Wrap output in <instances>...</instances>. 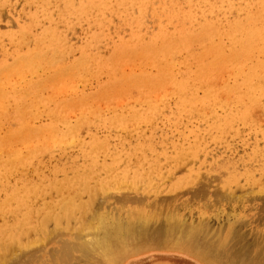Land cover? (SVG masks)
I'll use <instances>...</instances> for the list:
<instances>
[{"label": "rangeland", "instance_id": "374dc122", "mask_svg": "<svg viewBox=\"0 0 264 264\" xmlns=\"http://www.w3.org/2000/svg\"><path fill=\"white\" fill-rule=\"evenodd\" d=\"M43 1L42 0H5V1L4 0H0V40L1 39L3 40V41L2 40L0 41V74H1L0 76H1V79H2V77L6 78V79L8 78V80L11 79V81L10 80L7 81L6 79L3 78L4 80L7 81L6 83H5V81L3 79L0 81V86H1L0 89L3 88L2 91L0 90L1 94H4L5 92H7L6 93L7 97H5V98L1 97V94H0V97L2 98V100L0 98V100H1L0 101L1 110L3 108V111L0 110V112H1L0 113V123L3 124V125L0 124V125H2V127L0 126L2 128V129L0 128L1 129L0 130V132H1L0 134H2V135H0V145L2 146V149H1V146H0V155L3 154L2 156H0V161L2 160L0 163H1V165H3L2 166L3 168L5 167V168H8L10 170L9 173L10 172L12 173L13 171L16 170L15 173H12V174L10 173L9 174L8 170L6 169L7 173H8L7 174L6 172H4V171H6L5 168H4V170H2L3 168L0 166V171H1L0 172V183H1L0 184V186H1L0 187V191H1L0 192V206H2V204L4 206V207L3 206L0 207V217H1L0 218V223H2V224H0V225H2V226H0V240L2 242L0 244L3 246L2 247L0 245V256H1L0 263L1 264L2 263L3 264H8V263H5V262L9 261V264H11L10 262L14 261V260H12V258L14 259V257H16V255H18L17 258H19V259L16 258L17 260L14 261V262H16L18 264H19V261L21 262V264H27L28 260L29 261L32 260L28 264H73V263L74 264L75 263L78 264L79 261H80L79 264H83V262H85V260H87L86 261L87 263L85 262V264H103L101 261H103L102 255H104V254L101 253L102 255H99V252L97 251L98 253H95V254H97V257H96V255L94 254V251L91 250V253H93V255L91 254L92 257H90L89 251H87L88 249L86 250L84 248L79 247L80 245H83V246L85 245V244H83V241H82V239L85 236H88V237L87 238L85 237L84 239L89 240V242H90L91 235H94L93 228H91V226L88 228L87 224L85 222H87L88 224L90 222H92L90 224H96V223H94V221H96V220L93 218L94 216L92 217V213H94L93 215H96L97 213L98 214H100V213L102 214L103 213L104 215H111L112 216L114 213L116 214L117 212H118V214H120V212L121 213L122 212L125 213L126 211H129V210L133 211L134 210V211H137V212L138 211H143V212L144 211L145 212L148 211L150 215H152V216L156 215L155 219L157 217H160L161 220L165 218V216H166L165 214L166 213H168V214L169 213H173V214L175 213V215H178V217H182L183 219L187 220V222L190 223V224L193 223V222H194V224H196L199 221L204 220L206 218L205 220H207V222L209 224L208 227L211 230L210 234H209V237H211V239L214 241V244L217 243L220 246H222L223 250L219 254H212L211 255V254H208V253H204L202 255V254L199 253V255H198L196 253V249H193L192 251H191V248H190V250L183 249L181 247V245H180V242H173L172 241V243L169 244V245L163 244L165 242L152 243L146 249H143V250L141 249L140 251L135 252V254H133L132 257H128V259L125 262V264H255L254 263V259L256 260V258L258 257L257 254H260L261 251L264 253V205L262 204V203H264V192H262V189H263L262 187H264V181L261 180L262 177H263V180H264V167H263L264 166V160H263L264 157L261 156L262 154L264 155V146H263L264 142H262V140L264 141V129H262V128H264V109H263L264 105H263L262 109H260L262 104H258V105L256 104L258 108L256 106H254L255 102L257 103V101H259V100H256L255 97L257 98V96H256L258 94L257 92H259L260 90L261 91H260V94H258V98L260 97L261 99L259 98L260 99L259 102L260 103H264V95L262 94V93H264L263 92L264 91V80H263L264 79V64H262V63H264V53L260 52L262 50L264 51V12H262V11H264L263 10L264 9V1L263 0H256L255 1L254 0L255 1L254 2L253 0L252 1L251 0H248V1L241 0V1H239L240 3L238 2V0H230V2H229V0H225V1H223L224 3L221 2L222 0H215L217 3L214 2V0H210V1L208 0L210 3L209 2L207 3V0L206 1L205 0L204 1H202V0H138V1L137 0H129V1L128 0H116L117 2L115 0H112V1H115V2H109L111 0H67L68 2L66 1V3H64L65 0L64 1L63 0H61V1L60 0H45L44 2ZM95 1L96 2H98V1L99 2H101V1L103 2L104 1V3L105 2L106 3L104 5L102 2L100 4L99 2L96 3ZM198 1H202V2H200V4H199ZM232 1H234V2H232ZM260 1H262V2H260ZM138 2H140V3H138ZM256 2H257V4H256ZM37 3L39 5H37ZM60 3H61V5H60ZM65 4H67V5H65ZM96 4H97V6H96ZM124 4L126 6H124ZM249 4H250V6H249ZM208 5H210V7ZM213 5H215L214 7H216V8H213ZM218 5H219L220 8L219 7L217 8ZM234 5H237V6L234 7ZM36 6H37V8H36ZM65 6H67L69 8L66 7V9H65ZM127 6H129V7H127ZM195 6H198V7H196L197 9L194 8ZM199 6L201 7L202 10H200ZM204 6H205V8H204ZM206 6H208V7H206ZM41 7H42V9H41ZM243 7H245V8H243ZM125 8H127V10H129V11H127ZM209 8H211V9H209ZM228 8L230 9V11H229ZM208 9H209V13H208ZM223 9H225V10H223ZM239 9H240V11L238 12ZM119 10H120V12H119ZM241 10H243V11H241ZM116 11H118V12H116ZM121 11H123V13ZM192 11H195L196 13L192 12ZM246 11H247L248 14L246 13ZM128 12H129V15H127ZM205 13H206V15H205ZM201 14H202V16L200 17ZM62 15L64 16V18H63ZM190 15L192 16L191 18H189ZM203 15H204V20H203ZM216 15H218V18H217ZM132 17H133V19H132ZM66 18H68V20ZM219 18H222V19L219 20ZM198 20H200V21H198ZM209 20H211V21H209ZM213 20H214V22H213ZM216 20H217L218 23L216 22ZM166 21H167V23H166ZM205 21H206V23H205ZM202 22H203V24H201ZM141 23L143 25H141ZM36 24H37L38 27L36 26ZM36 29H38V30H36ZM144 29H146V30H144ZM25 30H27L28 32L25 31ZM259 30L263 31V35L260 33ZM38 31H39V33H37ZM235 31H237V32L234 33ZM10 32H12V33H10ZM22 32H24V33H22ZM57 32L59 33V35H58ZM227 33H229V34H227ZM232 33H234L233 36H232ZM17 34H19V35L17 36ZM43 34H45L44 36H46V35H48V36H46V38H45L44 36H42ZM132 34H134V35H132ZM12 35H13V37H12ZM58 36H59V38H58ZM136 36H138V37H136ZM222 36H224V37H222ZM231 36H232V39H231ZM20 37H22V39L24 38L23 39L24 42H23L22 39H20ZM211 37H212V39H211ZM26 38H28V39H26ZM40 39H41V41H40ZM62 40H65V41L63 42ZM229 40H230V42H229ZM50 42L52 43L51 45H50ZM186 42H187V44H186ZM43 43H45L46 45L43 44ZM34 44H36V47H34L35 46ZM42 44H43V46H42ZM112 45H115V47L112 46ZM131 45H132V47H131ZM15 46L19 47V48H16ZM41 46H42V48H40ZM83 46L86 47V48L84 49ZM177 46H179V47L177 48ZM55 47L57 49H60V50H57ZM108 47H109V49H108ZM45 48H46V50H45ZM53 48L55 49V51H53ZM62 48L65 49V50H63ZM145 48L148 50V52H147V50H145ZM152 48H153V50H151ZM172 48H173V51H172ZM16 49L17 50L20 49V50H18V53H16V51H17ZM158 49L160 51L161 50H163V51L160 52V51H158ZM37 50H38V53H36ZM40 50H42V52ZM111 50H113L114 53L111 52ZM123 50L125 52H123ZM135 50L139 51V52L137 51L136 53L140 54L139 55L140 58L144 59L145 61L141 60V59H138V55L135 53ZM255 50H256V52H255ZM27 51H28V53H27ZM167 51H169L170 53L169 52L167 53ZM178 51H179V53H178ZM208 51H210V53H213V55L209 56V54H207ZM143 52H145V53H143ZM153 52H156V53H153ZM162 52L165 54V55L163 54L164 56L162 55ZM24 53H25V55L28 54V56H25L26 58L24 57ZM43 53H44V55L47 54L46 55L47 57L44 56V55L42 56ZM55 53H57V54H55ZM117 53H119V54H117ZM134 53H135V55H134ZM150 53H151V55H150ZM172 53L173 54L176 53V54H174V56H173V55H171ZM90 54H91L92 58L89 57ZM97 54L99 56H97ZM121 54H122V56H121ZM123 54H124L125 57L123 56ZM125 54L127 56H128V54H130V55H129V57H127ZM142 54H143V56H142ZM153 54H156V56H158V57L156 58V56H154L156 58V59H154V57L152 56ZM35 55L37 56L36 58L42 57V59L41 60H40V58L36 59ZM49 55H50V57H49ZM108 55H110L109 56L110 58L107 57ZM116 55L120 56V58H122V59L124 57L125 60L123 61L119 57L117 58ZM147 55H149V56H147ZM160 55L163 56L162 60H161L162 56H160ZM60 56H63V57H60ZM145 56H146V59L143 58ZM167 56H169V57H167ZM170 56H172V58ZM259 56H260V58H259ZM115 57L117 59H120L121 61H123L124 64L120 60L116 61ZM21 58H22L23 61H25L27 59L25 61L26 63L23 62L21 60ZM48 58H50V59H48ZM58 58L60 60H62V61H59ZM78 58H80V59H78ZM103 58H104L105 63H101V62H104ZM105 58H109V59H107L109 61L107 62V60ZM129 58L130 59L136 58V61L132 60V62H131V60ZM194 58H195V60H194ZM202 58H203V60H202L203 62L200 61ZM45 59H46V61H45ZM128 59H129V65H127L128 64V61H127ZM149 59H151V60L154 59V61H151ZM157 59H159V60H157ZM164 59H166V60H164ZM177 59H180V60H177ZM185 59H187V60H185ZM259 59H262V61L259 60ZM9 60H11V62ZM49 60H51V61L49 62ZM54 60H56L55 62L59 63V64L56 65ZM82 60H84V61H82ZM245 60H246V62H245ZM31 61H32V63H31ZM35 61H37V62H35ZM57 61H59V62H57ZM75 61H76V63H75ZM155 61H157V62H155ZM169 61H170V63H169ZM196 61H198V62L196 63ZM28 62H30V64ZM112 62H114V63H112ZM137 62L139 64H137ZM189 62L190 63L193 62V63H191V65L188 66L187 64H190ZM220 62H222V63H220ZM226 62H228V63H226ZM229 62H231V63H233V62L235 63L236 62L237 64H234V63L233 64H231V63L229 64ZM239 62H241L243 64H241ZM13 63H15V64H13ZM27 63L29 65H27ZM88 63H89V65H88ZM116 63H118L117 66H113V64H116ZM171 63H172V65H171ZM177 63L179 65V67H178ZM202 63H203V65H202ZM218 63H220V64H218ZM31 64H33V65L31 66ZM69 64H70V66H69ZM73 64H75V65H73ZM104 64H105L106 68H103ZM108 64H109V66H108ZM110 64L114 67V71L115 72H113V69H112L113 67ZM149 64H150V66H149ZM151 64H153L152 66L156 67V71H155V67H151ZM211 64H212L213 68L216 66L212 70H210L212 68ZM21 65H23V67L25 69L24 72H23V69L19 68V67L23 68ZM51 65H52V67H51ZM77 65H79L80 67L78 66V68H77ZM175 65H177L178 71H180L179 73H178L177 67ZM229 65H230V67L232 66L234 68H232V67L230 68ZM260 65L262 66V68L260 67ZM7 66L9 68L8 69L9 71H12V69L13 70L15 69L13 74L7 70ZM11 66L12 67L14 66V68H12ZM28 66H31V67H28ZM96 66H97V68H96ZM133 66H134L135 70H134ZM146 66H147V70H146ZM199 66H200V68L202 70L199 68ZM224 66H228V68L226 67L227 68L226 69ZM26 67L30 68V69H28V71H27ZM58 67H59V69H58ZM74 67L77 68V69L81 68V70H83V71H81V70L78 71ZM86 67H87V69H86ZM108 67H110L111 69L108 68ZM115 67H116V69H115ZM171 67H172V69H171ZM220 67H221V69H220ZM222 67H224L227 70V72L222 71L224 69ZM254 67L255 68L257 67V68L255 69ZM258 67H260V68H258ZM4 69H6L8 72L6 70H4ZM68 69H70L69 70L70 74H69V72H67ZM73 69H74V71H73ZM108 69H110V71H107ZM207 69H208V71H207L208 73L206 72ZM216 69H218V72L216 71ZM235 69H236V71H235ZM1 70H2V72H1ZM58 70H59V72H58ZM145 70H146L145 73L147 75L144 76L145 80L141 77L143 79L141 81L140 80L141 78H139V75L141 74L143 76ZM195 70H197L196 72L198 74L202 75V77L205 76L206 77V81L205 80L203 81L202 79H205V77L202 78L201 76L197 75V73L194 72ZM198 70H199V72H198ZM219 70H220V74H219ZM248 70H250V71H248ZM21 71H22L23 74L21 73ZM49 71L52 72V73H50ZM104 71H105V73H104ZM141 71H142V73H140ZM148 71H152V74L149 73L150 77L148 76ZM159 71L160 72L167 71V72L159 73ZM202 71H205V72H202ZM3 72L6 73L5 74L6 76L4 75ZM66 72L68 74H66ZM72 72H74V75L72 74ZM78 72H79V74H78ZM201 72H202V74H201ZM58 73H60L62 75H66L67 77L66 76L62 77V75H60ZM100 73H102V75ZM127 73H130V75L131 74L132 75L130 76ZM153 73H154V76H156V78L152 76ZM156 73H158V74H156ZM186 73H187V75H186ZM205 73H207L206 75L209 78H207ZM209 73H210L211 76L208 75ZM211 73H213V75H215V73L217 74V75L214 76L215 78L212 76ZM249 73H251L250 76H249ZM31 74H32V76H31ZM53 74L54 75L57 74V75L54 77ZM115 74H117L118 76H116ZM125 74L127 75L128 79L132 80L131 81L132 83H129L130 81L127 79V77L126 78L123 77V76H125ZM161 74H163V75H161ZM166 74H168V76L170 74L171 76L168 77ZM173 74H174V77H173ZM177 74L180 75V78H179V75H177ZM195 74L197 76H195ZM229 74H230V76H229ZM2 75H4V76H2ZM58 75H59V77H58ZM70 75H71V77H69ZM108 75H110V76H108ZM136 75L139 78L138 80H137ZM160 75H161V78H160ZM192 75H194L196 78H194V76H192ZM47 76H49L50 79H48L49 77H47ZM132 76H133V78H131ZM181 76H183V77H181ZM187 76H191L192 77V81L194 79L193 83L190 80L191 78L189 79V78H187ZM198 76H199L200 79L198 78ZM115 77H116V79L119 77V79H118L119 81L116 80ZM122 77H123V79H122ZM167 77H168V79H166ZM253 77H255V79ZM56 78H59V81H58V79L56 80ZM60 78L62 80H60ZM147 78H149L150 81ZM162 78H164L165 80L162 79ZM178 78L180 79L179 81H178ZM231 78H232V80H231ZM250 78H251V80H250ZM65 79H68V80H66L67 82L64 81ZM120 79H121V82H120ZM151 79H152V81H154L156 79H158V80H156V82L154 81L155 84L153 83V85H152ZM226 79H227V81H225ZM244 79H245V81L242 82V80H244ZM49 80H52V81H49ZM123 80H124V82H123ZM146 80H148V81H146ZM168 80L173 81L172 83H171V81L169 82V84L172 85V86H170V85L166 86L168 84ZM210 80H212V81H210ZM216 80H217V82H215ZM239 80H241V81H239ZM63 81H64V84H61V82L63 83ZM107 81L108 82H110V81L114 82L115 81V82H114V84H113V82L112 83L110 82V84H111V86H110V84ZM116 81H117V83H116ZM125 81H128V83L125 82ZM144 81H146V82H144ZM157 81L160 82L161 84H163V82L166 81L165 83H167V84L164 83L165 86H160L161 84L159 83V86H158L157 85L158 84ZM176 81H177V83L178 82L182 83V85H180L179 87H176L174 89V86L177 84ZM30 82H31V84H29ZM58 82L61 85H59ZM72 82H73V84H72ZM134 82H136V83H134ZM141 82H143L142 84H144V85H141ZM147 82H149V84ZM188 82L189 83L191 82V83H190V85L187 84L188 85V89H187L186 83H188ZM207 82H208V84H206ZM211 82H214V83H211ZM222 82H223V85H222ZM44 83H49V84H44ZM82 83H84V84H82ZM105 83L108 85V87H107V85ZM201 83H202V85H201ZM217 83L222 85L223 91H225L226 89L231 87V89L229 88L227 90V92H231L230 90H232L234 88V89L237 90V92H239V94H240V92H242V93L244 92V95L242 93H241L242 95L241 94L238 95L237 92H235L236 90H232L233 93L234 92L236 93V96H235V93L233 94L231 92V94H228V93H226V91H225L226 94L222 95V94H220V91H221V93H223V91H222L221 87H219L220 85H218ZM249 83H252V86H254V85L255 86L252 87ZM260 83H261V85H260ZM13 84L15 85V87H14ZM27 84H28L29 87H26ZM38 84H43V85H47V86H42L41 85V86L38 87L37 86ZM57 84L60 86V88H59V86L57 87V89H59V90H56V88H55V86ZM119 84H121V85H119ZM135 84H137L138 86H136ZM145 84H146V86H149L150 91L147 90L148 87H146ZM230 84H231V86H229ZM130 85H131L132 88L130 87ZM140 85L142 87L145 86V88L141 89ZM155 85H157L158 88L159 87L160 88L162 87V88L161 89L159 88L158 91H157L156 90L157 86H155ZM184 85H185V87H184ZM210 85H211V87H210ZM213 85H217V86H213ZM224 85H225V88H223ZM244 85H245V87H244ZM249 85L253 89L250 88ZM30 86H31V88H30ZM36 86L39 89H41V90L36 89L37 88ZM104 86L107 87V88H104L105 90L102 91ZM115 86L121 87V88L118 87V89L119 90L122 89V92H120ZM133 86H135V87H133ZM139 86H140V89H137V88H139ZM150 86H152V87H150ZM206 86L210 87V89L207 88ZM226 86H228V87L226 88ZM240 86H242L243 88H241ZM16 87L20 91H18ZM20 87L22 88L23 91L20 89ZM100 87L102 88L101 91L99 89ZM123 87H125V88H123ZM127 87H129V88H127ZM153 87H154V89H152ZM216 87L217 88L219 87V89L217 91H215L216 89L214 90V88H216ZM29 88H30V90L28 91ZM32 88L34 90H32ZM170 88L173 91H171ZM178 88H181L180 91L183 89V91H181L182 93L186 92V94L183 93L184 94L183 97H182V93L180 91L178 92ZM201 88H203V89H201ZM10 89L12 90L13 93H15V92L17 93L18 92V94L10 93L11 92ZM126 89L127 90L129 89L130 91L125 93L127 91ZM132 89H134V90H132ZM165 89H166V91H165ZM207 89L210 90V91L208 90L209 91L208 92L209 95H206V94H208L207 93ZM211 89H213V90H211ZM36 90H38V91H36ZM43 90H45V91H43ZM74 90H76V91H74ZM108 90H109V92H108ZM123 90H125V92ZM135 90H137V91H135ZM145 90H147V92ZM153 90H156L157 92H155ZM168 90H170L169 93L167 92ZM174 90L175 91L177 90V92H178V93L177 92L175 93V96L173 94ZM188 90L189 91L191 90L190 92H192V96L193 95H199V94L200 95L199 96H194V98H196V99H194L191 96V94H189L190 92ZM194 90L196 92H199V94H195L196 92H194ZM246 90H247V92H246ZM3 91H4V93H3ZM35 91L38 94L37 93L35 94L34 93ZM40 91H43V93L46 94V95H44V94L40 95L39 93H42ZM56 91H58L59 94L58 93H54ZM104 91H106L107 93H105ZM151 91H152V93H150ZM213 91H215L216 94H212ZM22 92H24V94L21 95ZM61 92H63V94H62L63 97L60 94ZM142 92H144V93H142ZM160 92H163V94L160 93ZM171 92H173V93H171ZM215 92H213V93H215ZM103 93L106 94L107 96H105ZM112 93L114 95H112ZM116 93H117V95H116ZM121 93L122 94L125 93L124 94L125 96L121 95ZM210 93L212 95H210ZM56 94H58V95L56 96ZM87 94H90V98L92 99L91 100L92 102L89 101L90 100V99H88L89 95H87ZM100 94L101 95L103 94L104 96L102 95V97H101ZM149 94H150V96H149ZM168 94H170V95H168ZM6 95H3V96H6ZM8 95H9V97H8ZM36 95H37V97H36ZM186 95H188V96H186ZM253 95L255 97H253ZM39 96H42L41 100H39ZM50 96L52 97V100L54 99L56 101L55 102L54 101L53 102L50 101ZM59 96H60L61 99L63 98V101L66 99V101H64V103L66 102L65 105L61 102V99L57 100V99H59ZM24 97H25V99H24ZM34 97L37 98L36 101H35L36 98H34ZM43 97H45L46 99H47V97H49L48 101L44 100ZM67 97H69V98H67ZM83 97H86L88 99V101H87L86 98H83ZM157 97L159 99H157ZM199 97H201L204 101L202 99H200ZM217 97H219V98H217ZM220 97H221V99H220ZM233 97H235V98H233ZM237 97H240V103H239V100H238L239 98H237ZM187 98L190 99V100L193 98L194 100L192 99L191 101H193V102L195 101V102L194 103L190 102ZM31 99L35 101L34 104H32L33 101H31ZM250 99L253 102L250 101ZM254 99H255V101H254ZM12 100H14V101H12ZM17 100H19L20 103ZM26 100L29 102V104L26 102ZM38 100H39V103L42 101L41 104H38V102H37ZM181 100L184 101V104L185 103L186 104L184 105L181 102ZM23 101H24V103H23ZM118 101L121 103L122 106L120 105V103ZM123 101H124V103H122ZM159 101H161L162 103L159 102ZM234 101H235V106L233 104ZM6 102H9V103L7 104ZM13 102H15V103H13ZM50 102H52V103H50ZM236 102H238V104ZM45 103H46V105H45ZM60 103H62L63 106H62V104L60 105ZM81 103L83 105H81ZM89 103H90V105H88ZM180 103L182 104V106L180 105ZM202 103H203L204 107L201 105ZM241 103H244V104H241ZM19 104H25V111H28L26 109L30 108L29 107V106H31L30 104H32L35 108H32V111L30 109L31 112L30 111H29L30 113L27 112L29 115L26 113L28 115V117H26V115L24 113L25 112L24 111V107L22 108L21 105H19ZM66 104L68 105V107H66L67 106ZM191 104L192 105L196 104L197 108L194 107V106H191ZM226 104H227V106H226ZM54 105L56 106L55 109L58 108V110H60L62 108L61 111L60 112L59 111L55 112L54 107H53ZM57 105H58V107H57ZM104 105H105V107H103ZM150 105L153 108H151ZM205 105H206V107H205ZM207 105H208V107H207ZM248 105H250L253 109L250 106L249 107L251 109L248 108ZM9 106H11V108ZM22 106H24V105H22ZM47 106L49 108H51V106H52L53 108L48 111L49 108L47 109L46 108ZM79 106L80 107L84 106L86 108H84V110H83L82 109L83 107L79 108ZM183 106H184V108H182ZM187 106H188V108H187ZM225 106H226V109H225ZM233 106L235 108H233ZM118 107H119V109H118ZM185 107L187 108V110H186ZM14 108H16V110ZM99 108H101V110H103V111L100 112ZM232 108L234 109V112H233ZM239 108H240V110H239ZM242 108L245 111V112L243 111L244 114H245V117H243L244 114L242 112V110H243ZM245 108H248L250 110H248V109L245 110ZM39 109H40V111H38ZM94 109H95V111H94ZM197 109H200L202 111V113L200 112V110H197ZM235 109H237V110L235 111ZM20 110L21 111L23 110V111L21 112ZM15 111H16V113H15ZM46 111L47 112L51 111L52 113L47 114ZM197 111H199V113ZM203 111H205V113ZM212 111H213V113H212ZM246 111H249V112H246ZM53 112H55L54 114L56 116L53 114ZM150 112H152V113H150ZM20 113H21V115L24 114V117L21 116ZM78 113H79L80 117H79ZM84 113L87 114V115H85ZM124 113L126 114L127 119H126V117H123L125 115ZM246 113L247 114L251 113V116L249 114H248L249 115L248 116ZM16 114H17V116L18 115L19 116L18 117L17 116L14 117ZM35 114L37 115V117H36ZM52 114L55 117H53ZM135 114L137 116H135ZM147 114H148V116H147ZM210 114H211V116H210ZM68 115H69V117H68ZM129 115L130 116L134 115V117H128ZM237 115H239L240 119L238 118ZM87 116H88L89 119H87V120L84 119L85 117L87 118ZM93 116H95V117H93ZM101 116H102V118H101ZM138 116H140V117H138ZM21 117H23L24 119H22ZM29 117H30V119H29ZM33 117H34V119L35 118H37V119L34 120ZM118 117H121L123 119L118 118ZM27 118H28V120H27ZM152 118H153V121H152ZM229 118H231V120ZM245 118L247 120H245ZM31 119L34 120V121L32 122ZM117 119H119V120H117ZM128 119H129V121H128ZM11 120H15V121H11ZM75 120L78 121V122H76V125L73 124V121H75ZM157 120H158V122H157ZM21 121H23V122H21ZM108 121H109V124H108ZM80 122H82L83 124L82 123H81V125L78 124ZM227 122H228V124H227ZM241 122H242V124H241ZM21 123L22 124L24 123V124L22 125ZM71 123L73 124L74 127L71 125ZM19 124L22 125V126H20ZM25 124L26 125L29 124L30 125V126L28 125L29 127H31V125H32V128H27L28 126H26ZM33 124H35V125L33 126ZM256 124H257V126H256ZM17 125H19L21 128H24V130L26 129L28 132L25 130V132H26L25 133L23 131V129H20V127L17 126ZM67 125L70 126V127H68ZM225 125H226V127H225ZM232 125L234 127H232ZM237 125H239V126H237ZM36 126H38V127L36 128ZM40 126H42V127H40ZM75 126H79L80 129L77 128L78 129L77 130L75 128ZM255 126H256V128H253ZM259 126H260V128H259ZM16 127H19V129L16 128ZM130 127H132L133 129L130 128ZM162 127H163L164 130L161 129ZM199 127H201V128H199ZM229 127L230 128L232 127V128L230 129ZM236 127H238V128H236ZM33 128H34L35 132L38 131V129L40 128L39 129L40 132L34 133ZM57 128H58V130H57ZM59 128L62 131L64 130V133L62 134V136L65 137V135H66L65 139H62L63 137H60V134L58 132ZM66 128H68L69 130L66 129ZM134 128L137 129V130L139 129V130L136 131ZM249 128L250 129L253 128V130L254 129L255 130L252 131ZM13 129H15V130H13ZM16 129H17V131H16ZM29 129H30V131H29ZM35 129H37V130H35ZM54 129H55V131L57 130L58 134L55 131H54L55 133L53 132ZM236 129L238 131H236ZM261 129H262V132H261ZM5 130H7V131H5ZM11 130H12V132H11ZM129 130H130V132H132L134 130L135 131L133 133H130ZM42 131H44V132L42 133ZM62 131H61V133H62ZM75 131L78 132V133L80 132V133L77 134ZM217 132H219L218 135H217ZM221 132H223V133H221ZM231 132H232V134H231ZM234 132H235L236 136L233 135ZM5 133H6V135H8V134L9 135L6 136ZM24 133L27 134V135H25ZM53 133L55 134V137H54V135L52 136ZM75 133H76V135H79L80 138H79V136L77 137L75 135ZM31 134L33 136H35L36 138L33 137ZM40 134H41V136H40ZM210 134H212V135L210 136ZM74 135H75V139L78 138L77 141L74 139ZM141 135H143L142 138H141ZM44 136L48 139L47 142H45L47 139ZM96 136H98V137H96ZM229 136H231V137L229 138ZM39 137H43L46 140L43 139V138L38 139ZM58 137L60 139H58ZM105 137H107V138H105ZM118 137H120V138H118ZM219 137H220V140H218ZM224 137H225V139H224ZM256 137H258V138H256ZM50 138H51V140H49ZM70 138L72 139V141H71ZM66 139H67V141H66L67 144H65L66 142L63 141V140H66ZM73 139H74V141H73ZM100 139L102 141L104 139H106V140H104L106 142L103 141V143H102ZM140 139H142V140L140 141ZM223 139H224V141H223ZM227 139L229 140V142H227L228 141ZM28 140H29V142H28ZM130 140H132V141L129 142ZM8 141H10L9 144H7ZM50 141H52L53 143L50 142ZM54 141H56V144H54ZM68 141H69V143H68ZM89 141H91V142L96 141L97 144L96 143L92 144ZM114 141L116 142L115 145H114ZM148 141L149 142L151 141V142L148 143ZM170 141H172V142H170ZM235 141L238 142V143H236ZM24 142L26 143L27 146L30 143L29 147L31 149H33L34 152L31 151V153H33V154L30 153V150H29L30 148H28V150H27V146L26 145L23 146ZM73 142L75 143L74 145H73ZM80 142L81 143L84 142V143L79 145ZM98 142H99V144H98ZM105 143H107L108 145H106ZM153 143H155V144H153ZM246 143H247V145H246ZM33 144H34V146H33ZM42 144L47 145L48 148H47V146L44 147ZM59 144H61V145H59ZM68 144H69V146H68ZM100 144H103V145H100ZM3 145L4 146L8 145V150H6L7 148L5 147L4 150H6V151H4L3 150V147H4ZM12 145H14V146L12 147ZM16 145H18V147H16ZM36 145L38 146V148H36L37 147ZM41 145L44 147V148L42 147L43 149L47 148V151H46V149L43 150V151H45L44 153L42 151ZM78 145L80 147H82L83 145L84 146H83V148H79ZM113 145H114V147H113ZM255 145H256L257 149H255ZM259 145L261 147H263V150H262V148H258ZM91 146H93V147H91ZM96 146H97V148H95ZM105 146L106 147L108 146V148L106 149ZM85 147H86V149H85ZM118 147H120V149ZM134 147L136 149L138 147H140L141 150L138 148L137 150H139V151H136V149ZM153 147H155V148H153ZM160 147L161 148L165 147V148L164 149L162 148L160 150ZM177 147H178V150L176 149ZM210 147L212 149H210ZM15 148L17 150L19 148V150L17 151ZM22 148H23V150H22ZM66 148H67V150H66ZM143 148H145L144 149L145 153L142 152ZM179 148L181 149V152H178L180 150ZM207 148H209V149H207ZM35 149H38V151H40V152H38V154L39 153L40 154L43 153V154L42 155H40V154L36 155L37 154V150H35ZM88 149H89V151H88ZM99 149L100 150L102 149V152ZM134 149H135V151H134ZM149 149L150 150L152 149L151 152H150ZM203 149L205 150L204 151L205 154H204V152L201 153L203 151ZM1 150H2V152H1ZM14 150H16V151H14ZM20 150H22V151H20ZM25 150H27L29 152V154L27 153L28 156L26 155L27 151H25ZM91 150H92V152H91ZM94 150H95V152H93ZM104 150H106V151H104ZM116 150L118 152L120 150V152L122 154V157L119 156L120 154H118V152ZM156 150H158V152ZM206 150H208V151H206ZM8 151L10 153L13 152V155H12V153H11L12 156L10 154H8L9 153ZM111 151H115L117 153V154H114V155L111 156L112 160L109 159V158H111L109 156V152H111ZM123 151H125V152H123ZM189 151L191 152V154L189 153ZM245 151H248V152H245ZM254 151H256L257 153L256 152L254 153ZM21 152H23V154L19 155L18 153H21ZM35 152H36V154L34 155ZM88 152H90L91 155ZM168 152L171 153V154H169ZM5 153H7V154H5ZM16 153H17V155H16ZM93 153H95V154H93ZM139 153H140V155H139ZM156 153H158V154H156ZM176 153H177V155H176ZM186 153H189L188 154V156L190 155L189 158H187L188 156H187ZM247 153H250L251 155L247 154ZM258 153L259 154L261 153V154L259 155ZM127 154H128V156H126ZM130 154H132V156ZM143 154H147L146 155L147 157H145ZM165 154H166V156H164ZM181 154L183 156H181ZM246 154H247L248 157H246ZM4 155H6V156H4ZM15 155H16V157L18 156L17 158H18V161H19L18 162L16 160L17 161L16 166H15L16 161H12L13 158H16ZM89 155H90V157H89ZM107 155H108V157H107ZM133 155H136V157L142 155L145 160H143V158H141V159L143 160V162L146 163V165L149 164L150 161L154 160L153 162H150L151 165L150 164L148 165V166H151V168H152L151 169V173L149 174L148 177L147 176L141 177L139 175V176L134 178L132 172H131V176L132 177L128 175V178H129L128 181L130 183H131V180H132V182L134 181V182H136L138 184V186H135L137 188V189L135 188L136 190L134 189V187H132L133 188L132 189L131 187H126L125 186V187L121 188L122 191L121 190L119 192L118 191H114V192H110L111 194H105V193H102V191L100 189L98 191H95L97 189H95V190L91 189V185L89 183L82 182V183H85L86 186L90 185L91 191H90L89 187L88 188L85 187V184H80V187L77 186V185H79L77 183V180L80 181L82 178H85V176H86L87 179H85V180L82 179L81 181H86L87 180L86 182H89L88 178H90V177H87V176H89L87 174L89 172H87L86 168L90 167V165H92L93 163H97L100 166H102V164H107L108 165V164H111L112 162H114L113 161V157L115 159H116V157L117 158L120 157L119 159H123L125 157L126 161L125 160H121L122 163L127 164L129 162V160H130V162L133 163V165H131V163H129V164L131 166H135L134 162H136V160L133 159V158H136V157L133 156ZM184 155L186 156L185 158H187L186 160L185 159L182 160V158H181V157L184 158ZM242 155L245 157L246 160L244 159V157H242ZM252 155H253L254 159L252 157H250ZM24 156L27 157V158H24ZM67 156H69V158ZM256 156H257V158H256ZM2 157H5V158H3L5 161L2 159ZM32 157L34 159H32ZM64 157H66V159ZM92 157H94V158H92ZM126 157H128V158H126ZM192 157L194 159H192ZM41 158L44 159V160H42ZM78 158H80V159H78ZM174 158H176V159L173 160ZM228 158H230V159H228ZM40 159H41V161H40ZM103 159L104 160L106 159V160L104 161ZM241 159L243 160V162H242ZM257 160H258V162H257ZM3 161H4V163H3ZM23 161H24L26 167L22 166L24 164ZM30 161H32V164H29V163H31ZM62 161H63V163L65 165L62 163ZM67 161H69V163ZM215 161H216V163H215ZM8 162H10V163H8ZM11 162L12 163L14 162L12 164V166L14 165L15 167H18V168L16 169L13 166V168L15 169L14 170L11 167ZM87 162H88V164H87ZM154 162H156V163H154ZM191 162H193V163H191ZM237 162L239 163V166L237 165L238 164ZM27 163H28V165H27ZM33 163L35 164V166H34ZM58 163H59V167H58ZM75 163H76L77 166L75 165ZM5 164L7 165V167L4 166ZM124 164H122L121 166L123 167ZM158 164L162 165L161 168H160V166ZM218 164H220V165H218ZM242 164H244V165H242ZM257 164L259 165V167H258ZM37 165H39V166H37ZM146 165H145V167H146ZM233 165H235V166L233 167ZM206 166H207V168H206ZM223 166L225 167V169H224ZM242 166L244 167V169H246V168L247 169L244 170ZM254 166H256V167H254ZM260 166H262V167H260ZM32 167H34V168H32ZM60 167H62V169H60ZM83 167H84V169H83ZM219 167H221V169ZM227 167L229 168L230 171L226 170ZM35 168H36V170L38 169L37 173H39V177L41 175L40 178L36 176L38 174L36 173V170H34ZM70 168L71 169L73 168L72 171H71ZM74 168H75V170H74ZM80 168H82V169L80 170ZM135 168H136V166H135ZM190 168L191 169L195 168V169H194V171H191ZM210 168H211V171H210ZM98 169H95L94 171H92L93 172L92 177H94L95 179H100L101 181L105 180L108 177L109 173H107V172L103 173L104 170L102 171L100 168H98ZM115 169L117 170L116 167H115ZM163 169L165 170L166 174H165ZM18 170H20V171H18ZM160 170H163L164 173L162 174V171H160ZM214 170L215 171L217 170V172H214ZM231 170L233 172H231ZM250 170H251V172L254 171V173H251ZM21 171H22V173L24 175H22ZM30 171L33 172V174ZM83 171L86 172V173H84ZM97 171H99V172H97ZM158 171H160V172H158ZM227 171H228V173H227ZM238 171H239V174L237 173ZM247 171H249V173H247ZM54 172H55V174H54ZM70 172H71V174H69ZM80 172H82V173L80 174ZM95 172H96V175H94ZM168 172H170V173H168ZM191 172H193V173H191ZM229 172H231V173H229ZM242 172L244 173V175L242 174ZM259 172H262V173H259ZM72 173H74V174H72ZM91 173H90V176H91ZM100 173H103L104 175L100 174ZM171 173H172V175H170ZM206 173H208V174H206ZM18 174H19V176H17ZM78 174H79V176H77ZM84 174H85V176H84ZM158 174L159 175L161 174V176H162L161 179H160V176H158ZM180 174H181V176H180ZM209 174H211V175H209ZM241 174L244 177L241 176ZM258 174H260V175H258ZM4 175H5V177H3ZM6 175H9L10 177H8ZM81 175H83V176L81 177ZM97 175L99 177H97ZM165 175H168V176L165 177ZM236 175L238 176V178H237ZM246 175L248 176L247 178L245 177ZM253 175L255 176L256 179L255 178L251 179V178H253V177H251ZM12 176H14V177H12ZM31 176H32V178H31ZM75 176H76V178H75ZM177 176H178V178H177ZM34 177H36L37 179L34 178ZM69 177H72V179L74 181H76V182L74 183L73 180L72 181H68L67 179ZM153 177H154V179H153ZM163 177H165V178L163 179ZM205 177H206V179H205ZM13 178H18V179H16V181H15V179H13ZM42 178H43V181H41ZM150 178H151V180H150ZM4 179L8 180V182H7V180H5L6 187H5V184L2 183V182H4L3 181ZM35 179H36V181L38 183L36 181L33 183V181ZM69 179H71V178H69ZM46 180L48 181V183L46 182ZM50 180H52V183H51ZM233 180H234V182H231ZM235 180H236V182H235ZM252 180L253 181L256 180L255 183L252 182ZM17 181H19L20 183L17 182ZM21 181L23 182V184H25V183L26 184L23 185ZM26 181H28V182H26ZM39 181H41L42 183L40 182L41 183L40 184ZM67 181H68V184L70 183V186L67 184ZM162 181L165 182V183L163 184ZM246 181L249 183V185L247 184ZM9 182H10V184H9ZM15 182H16V184H15ZM29 182H31V183H29ZM63 182L64 183L66 182L64 185L65 186L67 185V188L64 185H62L63 189L60 188L61 184ZM150 182H152L150 184L151 187H148V185H149L148 183H150ZM251 182L253 183V185H251L252 184ZM12 183H13V185L11 186ZM55 183H57V185ZM73 183L75 184V188L71 186ZM153 183L155 184V186L153 185ZM205 183H206V185H204ZM240 183L241 184L243 183L242 184V188H241ZM262 183H263V185H262ZM35 184H37L36 185V190H35ZM43 184H44V187H41V188L42 189L44 188V189H43V191H41L42 189L40 188V185L43 186ZM46 184L48 186H45ZM74 184H73V186H74ZM223 184H225V185H223ZM21 185H22V188H19V187H21ZM32 185H34L33 186L34 188H32ZM50 185H53L54 189H56V190H52L53 186H50ZM82 185L86 189H84V188L82 189L81 188ZM152 185H153L154 189L152 188ZM156 185H158V186H156ZM187 185H189L190 187L187 186ZM37 186L40 189H38ZM49 186L51 188L50 190H48ZM142 186H144L145 189H143ZM232 186H233V188H232ZM235 186L238 187L236 189V191L234 190ZM243 186H245L246 189ZM259 186H260V188H259ZM3 187H4V189H3ZM30 187H31V189H33V191H31ZM201 187H203V188H201ZM257 187H258V190H259L258 192L256 190ZM14 188H16L19 193L16 192V189H14ZM45 188L47 190H45ZM156 188H158L160 190H158ZM227 188H228V190H227ZM239 188H241V189H239ZM20 189H22L23 191L20 190ZM37 189H38L39 192L37 191ZM61 189L63 190V192L61 191ZM67 189L69 190V192H67L68 191ZM199 189L201 191V194H200V192L197 191ZM203 189H204V191H203ZM230 189L233 190V191L230 192L231 191ZM8 190L9 191L11 190L12 192L9 193ZM44 190L47 191V192H45ZM64 190H65V192L67 194L64 192ZM72 190H73V192H72ZM77 190H79L83 195L80 194ZM126 190H128V191H126ZM130 190H133V191H130ZM24 191L25 192L27 191V192L25 193ZM40 191L44 192V193H41ZM76 191H77V193H75ZM138 191H139V193H138ZM222 191H223V193H222ZM13 192H15L16 194L13 193ZM21 192H22V194H21ZM23 192L25 193V195H24ZM28 193H29V195H28ZM40 193H41V195H39ZM46 193H49V194H46ZM62 193H64V195ZM90 193H92V194L90 195ZM115 193L116 194L118 193L117 196H119V197H121L120 195H122L123 196V200H121L120 198L119 199L116 198L117 196H115L116 195ZM203 193H204V195H203ZM227 193L229 195L231 194L230 196L234 195V196H232V197H234V199L231 198L230 196L228 197ZM262 193H263V195H262ZM4 194L5 195L7 194V195L5 196ZM18 194L21 197H23V198L18 196ZM69 194L71 195L70 196L71 198L74 197L73 199L75 200V202L79 201L80 197H81V199L83 198L82 200H85V201L81 202V200H80L79 202H81V203H79V202H77V203L80 204V205L82 204L84 206L81 205V207H77L78 204L77 203L75 204L73 202V200H71V199H70L71 201L68 202ZM72 194H73V197H72ZM78 194L81 195V196H79ZM198 194H199V196H198ZM47 195H49V196H47ZM124 195L126 197H128L130 195L131 196L134 195L135 199H138L139 197H141L143 200L141 201V203H138L139 201L130 200L129 199L130 197H129L128 199L127 198L125 199V202H126L125 203L124 202ZM243 195H245L246 197L243 196ZM254 195H256V196H254ZM25 196L28 197V202H24ZM40 196H41V198H38ZM166 196H167V199L163 200ZM236 196H238V197H236ZM17 197H20V201H19V198H17ZM57 197H59L58 199H61V197H62V199L59 200L60 202L58 201L59 203L57 202ZM84 197H85V199H84ZM225 197L228 198L227 202L225 200ZM235 197L237 199H235ZM239 197H240V201H239ZM46 198H47V200H46ZM63 198H66V199H63ZM131 198H133V196ZM159 198H160V200H158L159 201L158 202L157 199H159ZM13 199H15V201L12 202ZM30 199H31L32 203H31ZM40 199L41 200L43 199L42 203H41ZM88 199L90 200L89 203H87ZM17 200L20 203H21V200H23V202L20 204L19 202H17ZM62 200H64V201L66 200V201L62 202ZM106 200H107V202H106ZM130 201H132V202H130ZM7 202L9 203L10 206L7 204V207H5ZM67 202L70 203V204L72 202V203H74V205L70 206ZM84 202H85V204H84ZM117 202H119V203H117ZM153 202H154L155 205L153 204ZM29 203H30V205H29ZM38 203H39V205H38ZM56 203H57V205H56ZM149 203H152L153 205H151ZM14 204H16L15 205L16 208H14ZM43 204H45L46 207L43 206ZM50 204L51 205L53 204V207H51L53 210H51V208L49 209V207L51 206ZM58 204L61 207L59 206V208H58L57 207ZM66 204H68V205H66ZM26 205H27V207L29 206L28 207L29 209L26 207ZM32 205L33 206L35 205L34 206L35 208ZM62 205H66V206L63 207ZM80 205H78V206H80ZM207 205H209V206L211 205L210 206L211 208H209V206L207 207ZM36 206H38V207H36ZM39 206H41V208ZM67 206H68V208H67ZM154 206H156V207H154ZM177 206H178V208H177ZM18 207H20V208H18ZM42 207H43V209H45V211H47V212L49 211L48 215H46L47 212H45L44 210L42 211ZM54 207L57 210H55ZM62 207H63V209H62ZM157 207H158V209H157ZM24 208L27 210L26 211L27 213L25 212ZM60 208L63 210L62 211L63 213L60 212L61 211ZM38 209H41V210H38ZM58 209L60 211H58ZM94 209H97V210H94ZM31 210L33 212L30 213ZM76 210H79V211L77 212ZM4 211H6L7 214H5ZM38 211H40L41 213L40 212L38 213ZM91 211H92V213H91ZM156 211H157V213H156ZM50 212H52V213H50ZM54 212H56L55 213L56 215L55 214L53 215ZM228 212H230V213H228ZM37 213L39 215H37ZM42 213L45 215V217H47V218H48V216H50V217L48 219L46 218L45 220H42V218H44V215ZM57 213H59V214H57ZM60 213H62V216H61ZM85 213H86V215H85ZM158 213H159V215H158ZM18 216H21V219H19L20 217H18ZM58 216H59V218H58ZM80 216H82V217H80ZM88 216H89V218H88ZM51 217L53 219H51ZM86 217L88 218V220H87ZM12 218L16 219V220L12 221L13 220ZM60 218L63 219L62 221H60L61 223H59V221H58ZM90 218H92V219H90ZM192 219H193V221H192ZM2 220L3 221L5 220L4 223H3ZM18 220H19V222H18ZM47 220H49V221L46 222ZM89 220H90V222H88ZM195 221H196V223H195ZM6 222L8 223L7 224L8 226L6 225ZM154 222L155 221H152L151 224H154ZM159 222H157V223H159ZM9 223H10V225H9ZM35 223H37V224H35ZM69 223H70V225H69ZM31 224H33V225H31ZM16 225H18V226H16ZM36 225H37V227L35 228L34 226H36ZM39 225L41 226V228H39L40 227ZM42 226H44V228ZM20 227H22V229ZM25 227H27V228H25ZM73 227H74V229H73ZM87 228H88V230H87ZM30 229H31V231H30ZM38 229L40 230L41 234L39 233ZM20 230H22V233H21ZM76 230H78L77 232H79V233H77ZM29 231H30V233H28ZM52 231H53V234H52ZM85 232H86L87 235H85ZM211 232H212V234H211ZM50 233H51L52 237H48V236H50ZM75 234L79 238H75L74 239V237H75L74 235ZM29 235H31V236H29ZM45 235L47 236L46 238H45ZM237 235H239V236H237ZM20 237L23 239V243L25 245L19 243V242L22 241V239L19 240ZM24 237H26V238L24 239ZM6 239H8V240L6 241ZM12 239H13V242L11 241ZM17 240H19V242H17ZM8 242H9V244L10 243L11 244H10V246H7L8 247L7 248L6 244ZM84 242L88 243V241L86 242L85 240H84ZM78 243L80 244L79 246L77 245ZM13 244H15V245H13ZM26 244H27V247H26ZM21 245H22L23 249L27 248L26 250L24 249L25 253L23 251L24 255H23V253H20V250L22 249ZM74 245H77L76 247H78V251L75 250L76 247ZM66 246H67V248H66ZM72 246L75 247V248H72ZM9 247H10V249H9ZM11 248H12V250H11ZM15 249H16V251H15ZM65 249L68 250L67 251L68 254L65 253ZM2 251H4V253L6 255ZM37 251H39V252H37ZM8 252L9 253L11 252V255L15 254L14 257L9 255ZM19 253L21 255H23L21 258L19 256ZM85 253H87L88 255L85 254ZM68 255H69V257H67ZM2 257H3V259H5V257H6V259H8V260L6 261V259H5V261H3ZM95 257H96V259H94ZM263 258H264V255L262 256V259ZM10 259H11V261H10ZM24 259H25V261H24ZM33 259H35V260H33ZM83 259H85V260H83ZM64 260H65L66 263L62 262ZM52 261H53V263H52ZM123 261L124 260H122L120 263H122Z\"/></svg>", "mask_w": 264, "mask_h": 264}, {"label": "bare ground", "instance_id": "6f19581e", "mask_svg": "<svg viewBox=\"0 0 264 264\" xmlns=\"http://www.w3.org/2000/svg\"><path fill=\"white\" fill-rule=\"evenodd\" d=\"M4 1H5V0H4ZM42 1H43V0H42ZM44 1H45V0H44ZM44 1H43V2H44ZM60 1H61V0H60ZM63 1H64V0H63ZM66 1H67V0H65L64 3H66ZM115 1H116V0H115ZM115 1H112V0H111V1H109V2H115ZM128 1H129V0H128ZM137 1H138V0H137ZM202 1H204V0H202ZM202 1H198L199 4H200V2H202ZM205 1H206V0H205ZM209 1H210V0H209ZM209 1L207 0V3H208ZM223 1H225V0H222L221 2H223ZM239 1H241V0H238V2H239ZM245 1H248V0H245ZM251 1H252V0H251ZM253 1H254V0H253ZM255 1H256V0H255ZM255 1H254V2H255ZM263 1H264V0H263ZM40 2H41V1H40ZM40 2H39V3H40ZM67 2H68V1H67ZM70 2H71V1H70ZM95 2H96V1H95ZM98 2H99V1H98ZM98 2H96V3H98ZM101 2H102V1H101ZM101 2H99V3L101 4ZM109 2H108V3H109ZM116 2H117V1H116ZM214 2H216V1L214 0ZM218 2H219V1H218ZM229 2H230V0H229ZM232 2H234V1H232ZM260 2H262V1H260ZM41 3H42V2H41ZM72 3H73V2H72ZM102 3L105 5L106 2L104 3V1H103ZM138 3H140V2H138ZM203 3H204V2H203ZM209 3H210V2H209ZM216 3H217V2H216ZM223 3H224V2H223ZM227 3H228V2H227ZM227 3H226V4H227ZM239 3H240V2H239ZM67 4H68V3H67ZM67 4H65V5H67ZM131 4H132V3H131ZM136 4H137V3H136ZM197 4H198V3H197ZM201 4H202V3H201ZM212 4H213V3H212ZM219 4H220V3H219ZM241 4H242V3H241ZM241 4H240V5H241ZM251 4H252V3H251ZM256 4H257V2H256ZM37 5H39V4L37 3ZM40 5H41V4H40ZM42 5H43V4H42ZM60 5H61V3H60ZM63 5H64V4H63ZM69 5H70V4H69ZM228 5H229V4H228ZM242 5H243V4H242ZM96 6H97V4H96ZM124 6H126V5L124 4ZM202 6H203V5H202ZM208 6L210 7V5H208ZM208 6H206V7H208ZM214 6H215V5H213V8H216V7H214ZM220 6H221V5H220ZM232 6H233V5H232ZM235 6H237V5H234V7H235ZM243 6H244V5H243ZM249 6H250V4H249ZM66 7H67V6H65V9H66ZM103 7H104V6H103ZM127 7H129V6H127ZM133 7H134V6H133ZM196 7H198V6H195L194 8H196ZM211 7H212V6H211ZM218 7H219V5L217 6V8H218ZM229 7H230V6H229ZM238 7H239V6H238ZM245 7H246V6H245ZM245 7H243V8H245ZM36 8H37V6H36ZM62 8H63V7H62ZM67 8H69V7H67ZM199 8H200V10H202L200 6H199ZM199 8H198V9H199ZM204 8H205V6H204ZM219 8H220V7H219ZM231 8H232V7H231ZM260 8H261V7H260ZM41 9H42V7H41ZM118 9H119V8H118ZM121 9H122V8H121ZM125 9L127 10V8H125ZM125 9H124V10H125ZM196 9H197V8H196ZM209 9H211V8H209ZM209 9H208V13H209ZM221 9H222V8H221ZM228 9H229V8H228ZM240 9H241V8H240ZM240 9L238 10V12L240 11ZM248 9H249V8H248ZM261 9H262V8H261ZM223 10H225V9H223ZM263 10H264V9H263ZM27 11H28V10H27ZM37 11H38V10H37ZM62 11H63V10H62ZM127 11H129V10H127ZM217 11H218V10H217ZM229 11H230V9H229ZM241 11H243V10H241ZM261 11H262V10H261ZM116 12H118V11H116ZM119 12H120V10H119ZM121 12L123 13V11H121ZM192 12H195V11H192ZM200 12H201V11H200ZM204 12H205V11H204ZM236 12H237V11H236ZM262 12H264V11H262ZM61 13H62V12H61ZM61 13H60V14H61ZM195 13H196V12H195ZM212 13H213V12H212ZM246 13H247V11H246ZM259 13H260V12H259ZM60 14H59V15H60ZM120 14H121V13H120ZM229 14H230V13H229ZM247 14H248V13H247ZM247 14H246V15H247ZM63 15H64V14H63ZM63 15H62V16H63ZM68 15H69V14H68ZM127 15H129V12H128ZM192 15H193V14H192ZM205 15H206V13H205ZM225 15H226V14H225ZM236 15H237V14H236ZM141 16H142V15H141ZM196 16H197V15H196ZM201 16H202V14L200 15V17H201ZM212 16H213V15H212ZM216 16H217V18H218V15H216ZM216 16H215V17H216ZM237 16H238V15H237ZM244 16H245V15H244ZM59 17H60V16H59ZM66 17H67V16H66ZM129 17H130V16H129ZM191 17H192V16L190 15L189 18H191ZM194 17H195V16H194ZM260 17H261V16H260ZM61 18H62V17H61ZM63 18H64V16H63ZM76 18H77V17H76ZM125 18H126V17H125ZM198 18H199V17H198ZM234 18H235V17H234ZM66 19L68 20V18H66ZM74 19H75V18H74ZM132 19H133V17H132ZM215 19H216V18H215ZM220 19H222V18H219V20H220ZM226 19H227V18H226ZM70 20H71V19H70ZM203 20H204V15H203ZM211 20H212V19H211ZM211 20H209V21H211ZM241 20H242V19H241ZM253 20H254V19H253ZM48 21H49V20H48ZM198 21H200V20H198ZM203 22H204V21H203ZM203 22H202L201 24H203ZM213 22H214V20H213ZM216 22H217V20H216ZM233 22H234V21H233ZM111 23H112V22H111ZM166 23H167V21H166ZM197 23H198V22H197ZM205 23H206V21H205ZM217 23H218V22H217ZM225 23H226V22H225ZM37 24H38V23H37ZM37 24H36V26H37ZM102 24H103V23H102ZM113 24H114V23H113ZM135 24H136V23H135ZM168 24H169V23H168ZM199 24H200V23H199ZM208 24H209V23H208ZM212 24H213V23H212ZM38 25H39V24H38ZM141 25H143V24L141 23ZM148 25H149V24H148ZM218 25H219V24H218ZM66 26H67V25H66ZM206 26H207V25H206ZM211 26H212V25H211ZM37 27H38V26H37ZM37 27H36V28H37ZM64 27H65V26H64ZM89 27H90V26H89ZM208 27H209V26H208ZM218 27H219V26H218ZM40 28H41V27H40ZM135 28H136V27H135ZM219 28H220V27H219ZM25 29H26V28H25ZM41 29H42V28H41ZM197 29H198V28H197ZM36 30H38V29H36ZM49 30H50V29H49ZM144 30H146V29H144ZM190 30H191V29H190ZM25 31H27V30H25ZM53 31H54V30H53ZM55 31H56V30H55ZM113 31H114V30H113ZM220 31H221V30H220ZM233 31H234V30H233ZM233 31H232V32H233ZM259 31H260V33L263 35V31H261V30H259ZM27 32H28V31H27ZM40 32H41V31H40ZM46 32H47V31H46ZM48 32H49V31H48ZM58 32H59V31H58ZM58 32H57V33H58ZM186 32H187V31H186ZM197 32H198V31H197ZM236 32H237V31H235L234 33H236ZM10 33H12V32H10ZM22 33H24V32H22ZM37 33H39V31H38ZM114 33H115V32H114ZM234 33H232V36H233ZM19 34H20V33H19ZM19 34H17V36H18ZM25 34H26V33H25ZM49 34H50V33H49ZM61 34H62V33H61ZM160 34H161V33H160ZM215 34H216V33H215ZM227 34H229V33H227ZM30 35H31V34H30ZM44 35H45V34H43L42 36H44ZM58 35H59V33H58ZM132 35H134V34H132ZM138 35H139V34H138ZM222 35H223V34H222ZM3 36H4V35H3ZM6 36H7V35H6ZM10 36H11V35H10ZM17 36H16V37H17ZM20 36H21V35H20ZM26 36H27V35H26ZM46 36H48V35H46ZM46 36H44V37L46 38ZM62 36H63V35H62ZM65 36H66V35H65ZM212 36H213V35H212ZM227 36H228V35H227ZM232 36H231V39H232ZM12 37H13V35H12ZM14 37H15V36H14ZM27 37H28V36H27ZM35 37H36V36H35ZM35 37H34V38H35ZM49 37H50V36H49ZM63 37H64V36H63ZM63 37H62V38H63ZM131 37H132V36H131ZM136 37H138V36H136ZM152 37H153V36H152ZM155 37H156V36H155ZM222 37H224V36H222ZM228 37H229V36H228ZM41 38H42V37H41ZM45 38H44V39H45ZM56 38H57V37H56ZM58 38H59V36H58ZM64 38H65V37H64ZM64 38H63V39H64ZM163 38H164V37H163ZM20 39H22V37H20ZM23 39H24V38H23ZM23 39H22V40H23ZM26 39H28V38H26ZM42 39H43V38H42ZM51 39H52V38H51ZM124 39H125V38H124ZM211 39H212V37H211ZM223 39H224V38H223ZM231 39H230V40H231ZM1 40H2V39H1ZM1 40H0V41H1ZM13 40H14V39H13ZM57 40H58V39H57ZM65 40H66V39H65ZM65 40H62V41L64 42ZM104 40H105V39H104ZM130 40H131V39H130ZM230 40H229V42H230ZM234 40H235V39H234ZM2 41H3V40H2ZM29 41H30V40H29ZM40 41H41V39H40ZM48 41H49V40H48ZM62 41H61V42H62ZM185 41H186V40H185ZM23 42H24V40H23ZM42 42H43V41H42ZM44 42H45V41H44ZM52 42H53V41H52ZM56 42H57V41H56ZM148 42H149V41H148ZM13 43H14V42H13ZM19 43H20V42H19ZM35 43H36V42H35ZM46 43H47V42H46ZM57 43H58V42H57ZM132 43H133V42H132ZM150 43H151V42H150ZM11 44H12V43H11ZM14 44H15V43H14ZM43 44H45V43H43ZM43 44H42V46H43ZM51 44H52V43L50 42V45H51ZM186 44H187V42H186ZM34 45H35L34 47H36V44H34ZM38 45H39V44H38ZM45 45H46V44H45ZM60 45H61V44H60ZM232 45H233V44H232ZM237 45H238V44H237ZM258 45H259V44H258ZM18 46H19V45H18ZM20 46H21V45H20ZM42 46H41L40 48H42ZM61 46H62V45H61ZM96 46H97V45H96ZM112 46L115 47V45H112ZM123 46H124V45H123ZM184 46H185V45H184ZM15 47H16V46H15ZM28 47H29V46H28ZM34 47H33V48H34ZM83 47H84V46H83ZM91 47H92V46H91ZM131 47H132V45H131ZM178 47H179V46H177V48H178ZM218 47H219V46H218ZM242 47H243V46H242ZM3 48H4V47H3ZM16 48H19V47H16ZM49 48H50V47H49ZM55 48H56V47H55ZM70 48H71V47H70ZM85 48H86V47H84V49H85ZM159 48H160V47H159ZM56 49H57V48H56ZM62 49H63V48H62ZM103 49H104V48H103ZM108 49H109V47H108ZM140 49H141V48H140ZM156 49H157V48H156ZM156 49H155V50H156ZM164 49H165V48H164ZM170 49H171V48H170ZM174 49H175V48H174ZM230 49H231V48H230ZM230 49H229V50H230ZM7 50H8V49H7ZM16 50H17V49H16ZM18 50H20V49H18ZM18 50L16 51V53H18ZM27 50H28V49H27ZM30 50H31V49H30ZM45 50H46V48H45ZM57 50H60V49H57ZM63 50H65V49H63ZM115 50H116V49H115ZM115 50H114V51H115ZM119 50H120V49H119ZM143 50H144V49H143ZM145 50H147V49L145 48ZM151 50H153V48H152ZM179 50H180V49H179ZM31 51H32V50H31ZM40 51L42 52V50H40ZM43 51H44V50H43ZM53 51H55L54 48H53ZM108 51H109V50H108ZM132 51H133V50H132ZM132 51H131V52H132ZM137 51H138V50H135V53H136ZM141 51H142V50H141ZM158 51H160V50L158 49ZM161 51H163V50H161ZM161 51H160V52H161ZM164 51H165V50H164ZM170 51H171V50H170ZM172 51H173V48H172ZM172 51H171V52H172ZM185 51H186V50H185ZM49 52H50V51H49ZM61 52H62V51H61ZM111 52H113V50H111ZM118 52H119V51H118ZM123 52H125V51L123 50ZM138 52H139V51H138ZM147 52H148V50H147ZM147 52H146V53H147ZM150 52H151V51H150ZM165 52H166V51H165ZM168 52H169V51H167V53H168ZM194 52H195V51H194ZM255 52H256V50H255ZM257 52H258V51H257ZM260 52H263V53H264L263 50L260 51ZM20 53H21V52H20ZM20 53H19V54H20ZM25 53H26V52H25ZM25 53H24V57H25V56H28V54L25 55ZM27 53H28V51H27ZM33 53H34V52H33ZM36 53H38V50H37ZM39 53H40V52H39ZM92 53H93V52H92ZM102 53H103V52H102ZM107 53H108V52H107ZM113 53H114V52H113ZM119 53H120V52H119ZM119 53H117V54H119ZM135 53H134V55H135ZM143 53H145V52H143ZM153 53H156V52H153ZM169 53H170V52H169ZM176 53H177V52H176ZM176 53H174V54H176ZM178 53H179V51H178ZM9 54H10V53H9ZM22 54H23V53H22ZM29 54H30V53H29ZM55 54H57V53H55ZM55 54H54V55H55ZM62 54H63V53H62ZM82 54H83V53H82ZM94 54H95V53H94ZM94 54H93V55H94ZM108 54H109V53H108ZM126 54H127V53H126ZM126 54H125V55H126ZM131 54H132V53H131ZM136 54H137V53H136ZM163 54H164V53L162 52V55H163ZM174 54L172 53L171 55L174 56ZM188 54H189V53H188ZM207 54H209V56L213 55V53H210V51H208ZM258 54H259V53H258ZM38 55H39V54H38ZM40 55H41V54H40ZM43 55H44V53L42 54V56H43ZM46 55H47V54H45L44 56H46ZM50 55H51V54H50ZM50 55H49V57H50ZM88 55H89V54H88ZM93 55H92V56H93ZM103 55H104V54H103ZM105 55H106V54H105ZM113 55H114V54H113ZM129 55H130V54H128V56H127V55H126V56L129 57ZM137 55H138V59L144 60V59L140 58V56H139L140 54H137ZM150 55H151V53H150ZM162 55H160V56H162ZM164 55H165V54H164ZM164 55H163V56H164ZM166 55H167V54H166ZM12 56H13V55H12ZM63 56H64V55H63ZM63 56H60V57H63ZM97 56H99V55L97 54ZM109 56H110V55H108L107 57H109ZM121 56H122V54H121ZM123 56H124V54H123ZM142 56H143V54H142ZM147 56H149V55H147ZM152 56L154 57V56H156V54H153ZM163 56H162V58L160 57L161 60L163 59ZM178 56H179V55H178ZM218 56H219V55H218ZM262 56H263V55H262ZM17 57H18V56H17ZM36 57H37V56L35 55V58H36ZM46 57H47V56H46ZM60 57H59V58H60ZM89 57H91V54H90ZM93 57H94V56H93ZM101 57H102V56H101ZM104 57H105V56H104ZM112 57H113V56H112ZM116 57H117V58H118V57L120 58V56H117V55H116ZM116 57H115V58H116ZM124 57H125V56H124ZM124 57H123V59H122V58H120V59H122V60L124 61V60H125ZM127 57H126V58H127ZM133 57H134V56H133ZM157 57H158V56H156V58H157ZM167 57H169V56H167ZM170 57L172 58V56H170ZM176 57H177V56H176ZM192 57H193V56H192ZM254 57H255V56H254ZM18 58H19V57H18ZM25 58H26V57H25ZM33 58H34V57H33ZM33 58H32V59H33ZM39 58H40V60L42 59V57H39ZM39 58H36V59H39ZM59 58H58V60H59V61H62V60H60ZM91 58H92V57H91ZM95 58H96V57H95ZM109 58H110V57H109ZM109 58H105V59L107 60V59H109ZM117 58L115 59L116 61L120 60V59H117ZM143 58L146 59V56L143 57ZM156 58L154 57V59H156ZM160 58H159V59H160ZM174 58H175V57H174ZM195 58H196V57H195ZM195 58H194V60H195ZM259 58H260V56H259ZM262 58H263V57H262ZM15 59H16V58H15ZM48 59H50V58H48ZM54 59H55V58H54ZM56 59H57V58H56ZM78 59H80V58H78ZM86 59H87V58H86ZM129 59H130V58H129ZM129 59L127 60V61H128V64H127V65H129ZM138 59H137V60H138ZM154 59H152V60L149 59V60L154 61ZM159 59H157V60H159ZM167 59H168V58H167ZM180 59H181V58H180ZM180 59H177V60H180ZM211 59H212V58H211ZM21 60H22V58H21ZM26 60H27V59H26ZM26 60H25V61H26ZM74 60H75V59H74ZM112 60H113V59H112ZM130 60H131V62H132V60H135V61H136V58H133V59H130ZM149 60H148V61H149ZM164 60H166V59H164ZM171 60H172V59H171ZM182 60H183V59H182ZM185 60H187V59H185ZM202 60H203V58H202L200 61H202ZM259 60L262 61V59H259ZM9 61L11 62V60H9ZM12 61H13V60H12ZM22 61H23V60H22ZM25 61H23V62H25ZM43 61H44V60H43ZM43 61H42V62H43ZM45 61H46V59H45ZM45 61H44V62H45ZM50 61H51V60H49V62H50ZM55 61H56V60H54V62H55ZM59 61H57V62H59ZM79 61H80V60H79ZM82 61H84V60H82ZM94 61H95V60H94ZM103 61H104V58H103ZM108 61H109V60H107V62H108ZM110 61H111V60H110ZM113 61H114V60H113ZM120 61H121V60H120ZM123 61H121V62H123ZM144 61H145V60H144ZM192 61H193V60H192ZM200 61H199V62H200ZM231 61H232V60H231ZM235 61H236V60H235ZM237 61H238V60H237ZM254 61H255V60H254ZM7 62H8V61H7ZM23 62H22V63H23ZM35 62H37V61H35ZM71 62H72V61H71ZM77 62H78V61H77ZM121 62H120V63H121ZM125 62H126V61H125ZM139 62H140V61H139ZM141 62H142V61H141ZM155 62H157V61H155ZM181 62H182V61H181ZM197 62H198V61H196V63H197ZM202 62H203V61H202ZM242 62H243V61H242ZM245 62H246V60H245ZM259 62H260V61H259ZM259 62H258V63H259ZM25 63H26V62H25ZM28 63L30 64V62H28ZM28 63H27V65H29ZM31 63H32V61H31ZM39 63H40V62H39ZM55 63H56V62H55ZM55 63H54V64H55ZM73 63H74V62H73ZM75 63H76V61H75ZM78 63H79V62H78ZM80 63H81V62H80ZM96 63H97V62H96ZM101 63H105V61H104V62H101ZM112 63H114V62H112ZM112 63H111V64H112ZM147 63H148V62H147ZM169 63H170V61H169ZM189 63H190V62H189ZM191 63H193V62H191ZM191 63H190V64H187V65H188V66L191 65ZM220 63H222V62H220ZM220 63H218V64H220ZM226 63H228V62H226ZM230 63H231V62H229V64H230ZM233 63H234V62H233ZM233 63H231V64H233ZM239 63H241V62H239ZM239 63H238V64H239ZM248 63H249V62H248ZM258 63H257V64H258ZM13 64H15V63H13ZM33 64H34V63H33ZM33 64H31V66H32ZM35 64H36V63H35ZM57 64H59V63H56V65H57ZM111 64H110V65H111ZM117 64H118V63L113 64V66H117ZM123 64H124V62H123ZM137 64H139V63L137 62ZM179 64H180V63H179ZM234 64H237V63L235 62ZM241 64H243V63H241ZM252 64H253V63H252ZM252 64H251V65H252ZM259 64H260V63H259ZM262 64H264V63H262ZM1 65H2V64H1ZM3 65H4V64H3ZM5 65H6V64H5ZM7 65H8V64H7ZM11 65H12V64H11ZM18 65H19V64H18ZM18 65H17V66H18ZM24 65H25V64H24ZM52 65H53V64H52ZM52 65H51V67H52ZM56 65H55V66H56ZM73 65H75V64H73ZM82 65H83V64H82ZM82 65H81V66H82ZM88 65H89V63H88ZM88 65H87V66H88ZM102 65H103V64H102ZM134 65H135V64H134ZM152 65H153V64H151V67H155V66H152ZM171 65H172V63H171ZM177 65H178V63H177ZM177 65H175V66L177 67ZM181 65H182V64H181ZM202 65H203V63H202ZM224 65H225V64H224ZM239 65H240V64H239ZM9 66H10V65H9ZM14 66H15V65H14ZM14 66H13V67L11 66V67L14 68ZM19 66H20V65H19ZM21 66L23 67V65H21ZM31 66H28V67H31ZM69 66H70V64H69ZM69 66H68V67H69ZM78 66H79V65H77V68H78ZM108 66H109V64H108ZM111 66H112V65H111ZM111 66H110V67H111ZM113 66H112V67H113ZM118 66H119V65H118ZM138 66H139V65H138ZM149 66H150V64H149ZM182 66H183V65H182ZM185 66H186V65H185ZM211 66H212V64H211ZM234 66H235V65H234ZM237 66H238V65H237ZM245 66H246V65H245ZM254 66H255V65H254ZM1 67H2V66H1ZM34 67H35V66H34ZM49 67H50V66H49ZM68 67H67V68H68ZM79 67H80V66H79ZM110 67H108V68H110ZM123 67H124V66H123ZM151 67H150V68H151ZM178 67H179V65H178ZM178 67H177V71H178ZM190 67H191V66H190ZM215 67H216V66H215ZM215 67H214V68H215ZM224 67H225V68H226V67L228 68V66H224ZM224 67H222V68H224ZM229 67H230V65H229ZM231 67H232V66H231ZM231 67H230V68H231ZM239 67H240V66H239ZM239 67H238V68H239ZM260 67L262 68L261 65H260ZM260 67H258V68H260ZM12 68H11V69H12ZM15 68H16V67H15ZM19 68H20V69H23V72H24V70H25L24 67H23V68L19 67ZM26 68H27V67H26ZM32 68H33V67H32ZM32 68H31V69H32ZM37 68H38V67H37ZM47 68H48V67H47ZM71 68H72V67H71ZM71 68H70V69H71ZM74 68H75V67H74ZM77 68H75V69L78 70V71L81 70V68H80V69H77ZM96 68H97V66H96ZM103 68H106V67H105V64H104V67H103ZM117 68H118V67H117ZM133 68H134V66H133ZM167 68H168V67H167ZM184 68H185V67H184ZM199 68H200V66H199ZM214 68H213V66H212V68H211L210 70H212V69H214ZM225 68H224L222 71L227 72V70H226L227 68H226V69H225ZM230 68H229V69H230ZM232 68H234V67H232ZM244 68H245V67H244ZM246 68H247V67H246ZM254 68H255V67H254ZM256 68H257V67H256ZM256 68H255V69H256ZM8 69H9V68H8V66H7V70H8ZM28 69H30V68H27L26 70L28 71ZM34 69H35V68H34ZM58 69H59V67H58ZM70 69H68L67 72H69ZM86 69H87V67H86ZM110 69H111V68H110ZM110 69H108L107 71H110ZM112 69H113V72H115V71H114V67H113ZM115 69H116V67H115ZM144 69H145V68H144ZM171 69H172V67H171ZM171 69H170V70H171ZM180 69H181V68H180ZM191 69H192V68H191ZM200 69H201V68H200ZM218 69H219V68H218ZM218 69H216L217 72H218ZM220 69H221V67H220ZM229 69H228V70H229ZM4 70H6V69H4ZM7 70H6V71H7ZM14 70H15V69H14ZM14 70L12 69V71H9V70H8V71L11 72V73L13 74ZM48 70H49V69H48ZM76 70H75V71H76ZM90 70H91V69H90ZM104 70H105V69H104ZM134 70H135V68H134ZM140 70H141V69H140ZM146 70H147V66H146ZM146 70L144 71L143 76H142L141 74L139 75V78L142 77V78L144 79V76L147 75V74L145 73ZM149 70H150V69H149ZM166 70H167V69H166ZM181 70H182V69H181ZM201 70H202V69H201ZM237 70H238V69H237ZM8 71H7V72H8ZM19 71H20V70H19ZM73 71H74V69H73ZM81 71H83V70H81ZM155 71H156V67H155ZM160 71H161V70H160ZM160 71H159V73H165V72H167V71H165V72H163V71L160 72ZM177 71H176V72H177ZM196 71H197V70H195L194 72L197 73ZM207 71H208V69L206 70V72H207ZM213 71H214V70H213ZM222 71H221V72H222ZM233 71H234V70H233ZM235 71H236V69H235ZM235 71H234V72H235ZM244 71H245V70H244ZM248 71H250V70H248ZM1 72H2V70H1ZM4 72H5V71H4ZM4 72H3V73H4ZM49 72H50V71H49ZM58 72H59V70H58ZM60 72H61V71H60ZM67 72H66V74H68ZM118 72H119V71H118ZM157 72H158V71H157ZM179 72H180V71H178V73H179ZM198 72H199V70H198ZM202 72H205V71H202ZM202 72H201V74H202ZM214 72H215V71H214ZM251 72H252V71H251ZM11 73H10V74H11ZM21 73H22V71H21ZM21 73H20V74H21ZM31 73H32V72H31ZM50 73H52V72H50ZM76 73H77V72H76ZM88 73H89V72H88ZM95 73H96V72H95ZM104 73H105V71H104ZM104 73H103V74H104ZM107 73H108V72H107ZM136 73H137V72H136ZM140 73H142V71H141ZM149 73L152 74V71H148V76H149ZM207 73H208V72H207ZM207 73H205V75H206ZM222 73H223V72H222ZM222 73H221V74H222ZM247 73H248V72H247ZM247 73H246V74H247ZM5 74H6V73H4V75H5ZM12 74H11V75H12ZM22 74H23V73H22ZM24 74H25V73H24ZM37 74H38V73H37ZM58 74H60V73H58ZM69 74H70V72H69ZM72 74L74 75V72H72ZM78 74H79V72H78ZM98 74H99V73H98ZM100 74L102 75V73H100ZM108 74H109V73H108ZM127 74L130 75V73H127ZM156 74H158V73H156ZM174 74H175V73H174ZM174 74H173V77H174ZM182 74H183V73H182ZM188 74H189V73H188ZM192 74H193V73H192ZM211 74H212L213 77H214L215 75H217L216 73H215V75H213V73H211ZM219 74H220V70H219ZM230 74H231V73H230ZM230 74H229V76H230ZM250 74H251V73H249V76H250ZM0 75H1V74H0ZM4 75H2V76H4ZM7 75H8V74H7ZM11 75H10V76H11ZM49 75H50V74H49ZM53 75H54V74H53ZM56 75H57V74H56ZM56 75H54V77H55ZM60 75H62V74H60ZM115 75L118 76L117 74H115ZM122 75H123V74H122ZM131 75H132V74H131ZM131 75H130V76H131ZM161 75H163V74H161ZM161 75H160V78H161ZM166 75L168 76V74H166ZM177 75H179V74H177ZM184 75H185V74H184ZM184 75H183V76H184ZM186 75H187V73H186ZM190 75H191V74H190ZM197 75H199V76L202 77V75H200V74H198V73H197ZM197 75L195 74V76H197ZM208 75L211 76L210 73H209ZM259 75H260V74H259ZM259 75H258V76H259ZM5 76H6V75H5ZM8 76H9V75H8ZM31 76H32V74H31ZM64 76H66V75H62V77H64ZM87 76H88V75H87ZM108 76H110V75H108ZM152 76L156 78V76H154V73H153ZM169 76H171V75L169 74ZM169 76H168V77H169ZM183 76H181V77H183ZM192 76H194V75H192ZM195 76H194V78H196ZM199 76H198V78H199ZM206 76H207V75H206ZM21 77H22V76H21ZM34 77H35V76H34ZM41 77H42V76H41ZM47 77H49V76H47ZM54 77H53V78H54ZM58 77H59V75H58ZM66 77H67V76H66ZM66 77H65V78H66ZM69 77H71V75H70ZM73 77H74V76H73ZM123 77L126 78L127 75L125 74V76H123ZM123 77H122V79H123ZM136 77H137V75H136ZM149 77H150V76H149ZM158 77H159V76H158ZM168 77H167L166 79H168ZM175 77H176V76H175ZM203 77H205V76H203ZM203 77H202V78H203ZM226 77H227V76H226ZM233 77H234V76H233ZM3 78H4V77H2V79H3ZM53 78H52V79H53ZM129 78H130V77H129ZM131 78H133V76H132ZM134 78H135V77H134ZM139 78L137 77V80H138ZM142 78L140 79L141 81L143 80ZM171 78H172V77H171ZM179 78H180V75H179ZM179 78H178V81L180 80ZM187 78H189V79L191 78L190 80L192 81V77H191V76H187ZM198 78H197V79H198ZM207 78H209V77L207 76ZM211 78H212V77H211ZM214 78H215V77H214ZM253 78L255 79V77H253ZM259 78H260V77H259ZM2 79H1V76H0V81H1ZM4 79H6V78H4ZM4 79H3V80H4ZM35 79H36V78H35ZM44 79H45V78H44ZM48 79H50V77H49ZM57 79H58V81H59V78H56V80H57ZM88 79H89V78H88ZM106 79H107V78H106ZM106 79H105V80H106ZM109 79H110V78H109ZM115 79H116V77H115ZM118 79H119V77H118L116 80H118ZM127 79H128V77H127ZM147 79H149V78H147ZM152 79H153V78H152ZM152 79H151V81H152ZM162 79H164V78H162ZM199 79H200V78H199ZM212 79H213V78H212ZM217 79H218V78H217ZM220 79H221V78H220ZM245 79H246V78H245ZM245 79L242 80V82L245 81ZM248 79H249V78H248ZM254 79H253V80H254ZM257 79H258V78H257ZM261 79H262V78H261ZM6 80H7V81H9V80L11 81V79L8 80V78H7ZM6 80H4L5 83L7 82ZM36 80H37V79H36ZM36 80H35V81H36ZM60 80H62V79L60 78ZM66 80H68V79H65L64 81H66ZM125 80H126V79H125ZM128 80L130 81L129 83H132V82H131L132 80H130V79H128ZM144 80H145V79H144ZM156 80H158V79H156ZM156 80H154V81L156 82ZM164 80H165V79H164ZM171 80H172V79H171ZM171 80H168V84L165 83L166 81H164L163 84H161L160 82L157 81V83H158L157 85L159 86V83H160V84H161L160 86H165V85H164V83H165V84H167L166 86H168V85H170L169 82H170ZM187 80H188V79H187ZM202 80H203V81H204V80L206 81V77H205V79H202ZM218 80H219V79H218ZM231 80H232V78H231ZM246 80H247V79H246ZM250 80H251V78H250ZM263 80H264V79H263ZM4 81H3V82H4ZM49 81H52V80H49ZM64 81H63V83L61 82V84H64ZM93 81H94V80H93ZM118 81H119V80H118ZM134 81H135V80H134ZM146 81H148V80H146ZM146 81H144V82H146ZM149 81H150V79H149ZM154 81L151 82L152 85H153ZM193 81H194V79H193ZM193 81H192V83H193ZM199 81H200V80H199ZM210 81H212V80H210ZM225 81H227V79H226ZM239 81H241V80H239ZM254 81H255V80H254ZM259 81H260V80H259ZM31 82H32V81H31ZM31 82H30L29 84H31ZM43 82H44V81H43ZM66 82H67V81H66ZM107 82H108V81H107ZM110 82L112 83L113 81H110ZM110 82H108V83L110 84ZM114 82H115V81H114ZM114 82H113V84H114ZM120 82H121V79H120ZM120 82H119V83H120ZM123 82H124V80H123ZM125 82L128 83V81H125ZM136 82H137V81H136ZM136 82H134V83H136ZM172 82H173V81H171V83H172ZM183 82H184V81H183ZM196 82H197V81H196ZM215 82H217V80H216ZM219 82H220V81H219ZM230 82H231V81H230ZM236 82H237V81H236ZM248 82H249V81H248ZM248 82H247V83H248ZM250 82H251V81H250ZM252 82H253V81H252ZM256 82H257V81H256ZM23 83H24V82H23ZM54 83H55V82H54ZM58 83H59V82H58ZM77 83H78V82H77ZM102 83H103V82H102ZM116 83H117V81H116ZM134 83H133V84H134ZM138 83H139V82H138ZM142 83H143V82H141V85H144V84H142ZM147 83L149 84V82H147ZM174 83H175V82H174ZM176 83H177V81H176ZM178 83H179V84H178ZM178 83L176 84L177 86H176V85L174 86V89H175L176 87H179L180 85H182V83H180V82H178ZM190 83H191V82H190ZM190 83L188 82V83H186V85H187V84L190 85ZM211 83H214V82H211ZM253 83H254V82H253ZM11 84H12V83H11ZM44 84H49V83H44ZM51 84H52V83H51ZM51 84H50V85H51ZM61 84L59 83V85H61ZM72 84H73V82H72ZM82 84H84V83H82ZM92 84H93V83H92ZM105 84H106V83H105ZM105 84H104V85H105ZM113 84H112V85H113ZM121 84H122V83H121ZM121 84H119V85H121ZM123 84H124V83H123ZM139 84H140V83H139ZM154 84H155V83H154ZM206 84H208V82H207ZM209 84H210V83H209ZM217 84H218V83H217ZM234 84H235V83H234ZM234 84H233V85H234ZM240 84H241V83H240ZM249 84L252 86V83H249ZM13 85H14V84H13ZM18 85H19V84H18ZM41 85H42V86H47V85H43V84H38L37 86L39 87V86H41ZM54 85H55V84H54ZM59 85L57 84V85L55 86L56 90H59V89H57V87H58ZM106 85H107V84H106ZM106 85H105V86H106ZM127 85H128V84H127ZM135 85L138 86L137 84H135ZM141 85H140V86H141ZM150 85H151V84H150ZM157 85H155V86H157ZM188 85H187V89H188ZM201 85H202V83H201ZM218 85H220V84H218ZM222 85H223V82H222ZM222 85L219 86V87H221V89H222ZM235 85H236V84H235ZM238 85H239V84H238ZM245 85H246V84H245ZM245 85H244V87H245ZM250 85H249V86H250ZM260 85H261V83H260ZM20 86H21V85H20ZM37 86H36V87H37ZM105 86L103 87V89L100 87V88H99L100 91H101V89H102V91H103V90H105L104 88H107V87H108V85H107V87H105ZM110 86H111V84H110ZM113 86H114V85H113ZM124 86H125V85H124ZM140 86H139V88H137V87H136V88H137V89H140ZM145 86H146V84H145ZM145 86H144V87L141 86V89H142V88L144 89ZM158 86H157V89H156L157 91H158V89L160 88V87L158 88ZM170 86H172V85H170ZM213 86H217V85H213ZM229 86H231V84H230ZM242 86H243V85H242ZM242 86H240V87L243 88ZM251 86H250V88L254 87L255 85L252 86V87H251ZM8 87H9V86H8ZM14 87H15V85H14ZM17 87H18V86H17ZM17 87H16V88H17ZM21 87H22V86H21ZM21 87H20V89L22 90L23 87H22V88H21ZM26 87H29L28 84H27ZM38 87H37L36 89L41 90V89H39ZM49 87H50V86H49ZM51 87H52V86H51ZM115 87L118 89L119 86H118V87L115 86ZM125 87H126V86H125ZM125 87H123V88H125ZM130 87H131V85H130ZM133 87H135V86H133ZM146 87H148L147 90L150 91L149 86H146ZM150 87H152V86H150ZM184 87H185V85H184ZM194 87H195V86H194ZM206 87L210 89L211 85H210V87H208V86H206ZM219 87H218V88H217V87L214 88V90L216 89L215 91H217V90L219 89ZM227 87H228V86H226V88H227ZM235 87H236V86H235ZM240 87H239V88H240ZM0 88H1V86H0ZM12 88H13V87H12ZM12 88H11V89H12ZM30 88H31V86H30ZM30 88L28 89V91L30 90ZM40 88H41V87H40ZM55 88H54V89H55ZM59 88H60V86H59ZM96 88H97V87H96ZM113 88H114V87H113ZM119 88H121V87H119ZM127 88H129V87H127ZM131 88H132V87H131ZM161 88H162V87H161ZM161 88H160V89H161ZM172 88H173V87H172ZM181 88H182V87H181ZM181 88H178V92L180 91ZM223 88H225V85H224ZM229 88L231 89V87H229ZM229 88H228V89H229ZM2 89H3V88H2ZM2 89H0V90L2 91ZM4 89H5V88H4ZM11 89H10V90H11ZM48 89H49V88H48ZM50 89H51V88H50ZM99 89H98V90H99ZM152 89H154V87H153ZM166 89H167V88H166ZM166 89H165V91H166ZM201 89H203V88H201ZM209 89H207V93L210 91ZM221 89H220V90H221ZM228 89H226V90L224 89V90L226 91V93H228V94H231V92L233 93L232 90H236V89L233 88L232 90H230L231 92H227ZM252 89H253V88H252ZM254 89H255V88H254ZM261 89H262V88H261ZM8 90H9V89H8ZM8 90H7V91H8ZM14 90H15V89H14ZM17 90H18V88H17ZM32 90H34V89L32 88ZM32 90H31V91H32ZM38 90H36V91H38ZM45 90H46V89H45ZM45 90H43V91H45ZM61 90H62V89H61ZM76 90H77V89H76ZM76 90H74V91H76ZM110 90H111V89H110ZM118 90H119V89H118ZM126 90H127V89H126ZM132 90H134V89H132ZM147 90H145V91L147 92ZM156 90H153V91L157 92ZM170 90H171V88H170ZM170 90H168L167 92L169 93ZM197 90H198V89H197ZM199 90H200V89H199ZM208 90H209V91H208ZM211 90H213V89H211ZM242 90H243V89H242ZM257 90H258V89H257ZM18 91H20V90H18ZM22 91H23V90H22ZM26 91H27V90H26ZM26 91H25V92H26ZM28 91H27V92H28ZM36 91L34 92L35 94L37 93ZM43 91H40V92H42V93H39V94H40V95L44 94ZM74 91H73V92H74ZM106 91H107V90H106ZM106 91H104V92L107 93ZM115 91H116V90H115ZM119 91L122 92V89L119 90ZM123 91L125 92V90H123ZM128 91H130V90L128 89L125 93H127ZM135 91H137V90H135ZM142 91H143V90H142ZM149 91H148V92H149ZM163 91H164V90H163ZM171 91H173V90H171ZM181 91H183V89H182ZM181 91H180V92H181ZM188 91H189V90H188ZM190 91H191V90H190ZM190 91H189V92H190ZM215 91H213V92H215ZM222 91H223V89H222ZM225 91H223V93H221V91H220V94H222V95H223V94H226ZM250 91H251V90H250ZM250 91H249V92H250ZM258 91H259V90H258ZM260 91H261V90H260ZM260 91L257 92V93L260 94ZM46 92H47V91H46ZM64 92H65V91H64ZM79 92H80V91H79ZM82 92H83V91H82ZM108 92H109V90H108ZM110 92H111V91H110ZM116 92H117V91H116ZM133 92H134V91H133ZM133 92H132V93H133ZM176 92H177V90H176V91L174 90V93H173V92H171V93H173L174 96H175V93H176ZM178 92H177V93H178ZM194 92H196V91L194 90ZM201 92H202V91H201ZM213 92H212V94H216V92H215V93H213ZM235 92H237V90H236ZM235 92H234V93H235ZM246 92H247V90H246ZM263 92H264V91H263ZM3 93H4V91H3ZM6 93H7V92H5L4 94H1V92H0L1 97H3V98L7 97ZM10 93H13L12 90H11ZM54 93H58V91H56V92H54ZM54 93H53V94H54ZM113 93H114V92H113ZM113 93H112V95H114ZM125 93H124V94H125ZM134 93H135V92H134ZM142 93H144V92H142ZM150 93H152V91H151ZM160 93L163 94V92H160ZM181 93H182V92H181ZM183 93H184V92H183ZM183 93H182V97H183L184 94H186V92H185L184 94H183ZM205 93H206V92H205ZM234 93H233V94H234ZM241 93H242V92H240V94H241ZM13 94H18V92H17V93L15 92V93H13ZM22 94H24V92H22L21 95H22ZM37 94H38V93H37ZM47 94H48V93H47ZM51 94H52V93H51ZM58 94H59V93H58ZM58 94H56V96H57ZM60 94H61V96H62L63 92H61ZM76 94H77V93H76ZM76 94H75V95H76ZM80 94H81V93H80ZM90 94H91V93H90ZM90 94H87V95H89V97H88V99H90L89 101L92 100V99L90 98ZM103 94H104V93H103ZM103 94H102V95H103ZM124 94L121 93V95H124ZM146 94H147V93H146ZM162 94H161V95H162ZM189 94H191V96H192V92H190ZM189 94H188V95H189ZM195 94H199V92H196ZM212 94L210 93V95H212ZM228 94H227V95H228ZM237 94L240 95L239 92H237ZM242 94L244 95V92H243ZM242 94H241V95H242ZM247 94H248V93H247ZM252 94H253V93H252ZM252 94H251V95H252ZM258 94L256 95L257 98H258ZM262 94L264 95V93H262ZM262 94H261V95H262ZM3 95H6V96H3ZM44 95H46V94H44ZM44 95H43V96H44ZM82 95H83V94H82ZM102 95L100 94L101 97H102ZM104 95L107 96L106 94H104ZM104 95H103V96H104ZM116 95H117V93H116ZM118 95H119V94H118ZM127 95H128V94H127ZM138 95H139V94H138ZM152 95H153V94H152ZM168 95H170V94H168ZM188 95H186V96H188ZM199 95H200V94H199ZM199 95H193L192 97L194 98V96H199ZM201 95H202V94H201ZM203 95H204V94H203ZM206 95H209V93L206 94ZM217 95H218V94H217ZM245 95H246V94H245ZM261 95H260V96H261ZM28 96H29V95H28ZM32 96H33V95H32ZM34 96H35V95H34ZM47 96H48V95H47ZM97 96H98V95H97ZM97 96H96V97H97ZM124 96H125V95H124ZM149 96H150V94H149ZM164 96H165V95H164ZM176 96H177V95H176ZM230 96H231V95H230ZM232 96H233V95H232ZM235 96H236V93H235ZM246 96H247V95H246ZM1 97H0V98H1ZM8 97H9V95H8ZM11 97H12V96H11ZM14 97H15V96H14ZM18 97H19V96H18ZM36 97H37V95H36ZM36 97H34V98H36ZM41 97H42V96H39V100H41ZM45 97H46V96H45ZM45 97H43L44 100L48 101V98H49V97H47V99H46ZM62 97H63V96H62ZM64 97H65V96H64ZM158 97H159V96H158ZM158 97H157V99H159ZM178 97H179V96H178ZM227 97H228V96H227ZM253 97H255V96L253 95ZM16 98H17V97H16ZM26 98H27V97H26ZM28 98H29V97H28ZM43 98H42V99H43ZM55 98H56V97H55ZM65 98H66V97H65ZM67 98H69V97H67ZM83 98H86V97H83ZM92 98H93V97H92ZM97 98H98V97H97ZM120 98H121V97H120ZM126 98H127V97H126ZM141 98H142V97H141ZM147 98H148V97H147ZM147 98H146V99H147ZM160 98H161V97H160ZM164 98H165V97H164ZM176 98H177V97H176ZM193 98H192V99H193ZM199 98L202 99L201 97H199ZM203 98H204V97H203ZM217 98H219V97H217ZM233 98H235V97H233ZM237 98H239L238 100H239V103H240V97H237ZM250 98H251V97H250ZM257 98L255 97L256 100H259V101H260L261 98H260V97H259L260 99H259V98L257 99ZM262 98H263V97H262ZM6 99H7V98H6ZM24 99H25V97H24ZM56 99H57V98H56ZM60 99H61V98H60V96H59V99H57V100H60ZM86 99H87V98H86ZM86 99H85V100H86ZM88 99H87V101H88ZM95 99H96V98H95ZM134 99H135V98H134ZM187 99H188V98H187ZM192 99H191V100H192ZM194 99H196V98H194ZM194 99H193V100H194ZM220 99H221V97H220ZM228 99H229V98H228ZM246 99H247V98H246ZM255 99H254V101H255ZM1 100H2V98H1ZM1 100H0V101H1ZM14 100H15V99H14ZM14 100H12V101H14ZM36 100H37V98L35 99V101H36ZM39 100H38L37 102H38V104H41L42 101L39 103ZM81 100H82V99H81ZM83 100H84V99H83ZM188 100H189L190 102H193V101H191L190 99H188ZM188 100H187V101H188ZM202 100H203V99H202ZM202 100H201V101H202ZM229 100H230V99H229ZM238 100H237V101H238ZM248 100H249V99H248ZM7 101H8V100H7ZM17 101L19 102V100H17ZM31 101H33L32 104L35 103L34 100L31 99ZM31 101H30V102H31ZM50 101H52V102L54 101V102H55L56 100H54V99L52 100V97L50 96ZM64 101H66V99H65ZM64 101H63V98H62V99H61V102L65 105L66 102L64 103ZM114 101H115V100H114ZM146 101H147V100H146ZM161 101H162V100H161ZM161 101H159V102H161ZM199 101H200V100H199ZM203 101H204V100H203ZM222 101H223V100H222ZM230 101H231V100H230ZM232 101H233V100H232ZM250 101H252V100L250 99ZM259 101H257V103L255 102L254 106L257 107L258 104H262L261 107L259 106L260 109H262L264 103H260ZM26 102L29 104V102H28L27 100H26ZM26 102H25V103H26ZM37 102H36V103H37ZM52 102H50V103H52ZM59 102H60V101H59ZM82 102H83V101H82ZM91 102H92V101H91ZM118 102H119V101H118ZM159 102H158V103H159ZM169 102H170V101H169ZM181 102L184 104V101L181 100ZM194 102H195V101H194ZM194 102H193V103H194ZM211 102H212V101H211ZM217 102H218V101H217ZM219 102H220V101H219ZM252 102H253V101H252ZM6 103L8 104L9 102H6ZM11 103H12V102H11ZM11 103H10V104H11ZM13 103H15V102H13ZM19 103H20V102H19ZM23 103H24V101H23ZM27 103H26V104H27ZM50 103H49V104H50ZM62 103H60V105H61ZM78 103H79V102H78ZM119 103H120V102H119ZM122 103H124V101H123ZM148 103H149V102H148ZM161 103H162V102H161ZM198 103H199V102H198ZM220 103H221V102H220ZM227 103H228V102H227ZM236 103L238 104V102H236ZM249 103H250V102H249ZM4 104H5V103H4ZM32 104H30L32 107L29 106L30 108H27V109H26V110H28V111H25V104H19V105H21L22 108L24 107V111H25L24 113H25L26 117H28V115H29L28 113H30V112L32 111V108H35ZM63 104H62V106H63ZM110 104H111V103H110ZM185 104H186V103H185ZM185 104H184V105H185ZM233 104H234V106H235V101H234ZM241 104H244V103H241ZM251 104H252V103H251ZM251 104H250V105H251ZM256 104H257V105H256ZM12 105H13V104H12ZM12 105H11V106H12ZM22 105H24V106H22ZM35 105H36V104H35ZM43 105H44V104H43ZM45 105H46V103H45ZM52 105H53V104H52ZM58 105H59V104H58ZM58 105H57V107H58ZM66 105H67V104H66ZM81 105H83V104L81 103ZM84 105H85V104H84ZM88 105H90V103H89ZM116 105H117V104H116ZM118 105H119V104H118ZM120 105H121V103H120ZM180 105L182 106L181 103H180ZM195 105H196V104H195ZM195 105H192V104H191V106H194V107L197 108V105H196V106H195ZM201 105L203 106V103H202ZM201 105H200V106H201ZM220 105H221V104H220ZM250 105H248V108H250L253 104H252L251 106H250ZM11 106H9V107L11 108ZM40 106H41V105H40ZM62 106H61V107H62ZM71 106H72V105H71ZM86 106H87V105H86ZM112 106H113V105H112ZM121 106H122V105H121ZM135 106H136V105H135ZM150 106H151V105H150ZM159 106H160V105H159ZM178 106H179V105H178ZM189 106H190V105H189ZM226 106H227V104H226ZM226 106H225V109H226ZM234 106H233V108H235ZM243 106H244V105H243ZM249 106H250V107H249ZM254 106H253V107H254ZM18 107H19V106H18ZM21 107H20V108H21ZM26 107H27V106H26ZM43 107H44V106H43ZM53 107H54L55 112H56V111H59V112H60L61 109H62V108H61V109L59 108L60 110H58V108L55 109V108H56L55 105H54ZM53 107L51 106V108H49V107L47 106L46 108H47V109L49 108V109H48V111H49V110H51ZM66 107H68V105H67ZM82 107H83V108H82ZM82 107L79 106V108H82L83 110H84V108H86V107H84V106H82ZM88 107H89V106H88ZM103 107H105V105H104ZM203 107H204V106H203ZM205 107H206V105H205ZM207 107H208V105H207ZM209 107H210V106H209ZM217 107H218V106H217ZM246 107H247V106H246ZM63 108H64V107H63ZM90 108H91V107H90ZM112 108H113V107H112ZM149 108H150V107H149ZM151 108H153V107L151 106ZM159 108H160V107H159ZM182 108H184V106H183ZM185 108H186V107H185ZM187 108H188V106H187ZM187 108H186V110H187ZM191 108H192V107H191ZM191 108H190V109H191ZM219 108H220V107H219ZM233 108H232V109H233ZM248 108H245V110L248 109ZM251 108H252V107H251ZM251 108H250V109H251ZM257 108H258V107H257ZM14 109L16 110V108H14ZM30 109H31V111H30ZM36 109H37V108H36ZM43 109H44V108H43ZM47 109H46V110H47ZM99 109H100V112L103 111V110H101V108H99ZM118 109H119V107H118ZM142 109H143V108H142ZM242 109H243V108H242ZM250 109H248V110H250ZM252 109H253V108H252ZM263 109H264V108H263ZM0 110H1V107H0ZM7 110H8V109H7ZM54 110H53V111H54ZM96 110H97V109H96ZM115 110H116V109H115ZM131 110H132V109H131ZM171 110H172V109H171ZM182 110H183V109H182ZM194 110H195V109H194ZM197 110H200V109H197ZM223 110H224V109H223ZM236 110H237V109H235V111H236ZM239 110H240V108H239ZM239 110H238V111H239ZM1 111H3V108H2ZM8 111H9V110H8ZM20 111H21V110H20ZM22 111H23V110H22ZM22 111H21V112H22ZM29 111H30V112H29ZM38 111H40V109H39ZM43 111H44V110H43ZM70 111H71V110H70ZM85 111H86V110H85ZM94 111H95V109H94ZM125 111H126V110H125ZM144 111H145V110H144ZM243 111H244V109L242 110V112H243ZM252 111H253V110H252ZM262 111H263V110H262ZM11 112H12V111H11ZM27 112H28V113H27ZM41 112H42V111H41ZM55 112H53V114H54ZM83 112H84V111H83ZM197 112L199 113V111H197ZM200 112L202 113L201 110H200ZM203 112L205 113V111H203ZM233 112H234V109H233ZM239 112H240V111H239ZM244 112H245V111H244ZM244 112H243V114H244ZM246 112H249V111H246ZM0 113H1V112H0ZM15 113H16V111H15ZM18 113H19V112H18ZM18 113H17V114H18ZM26 113H27L28 115H27ZM46 113L49 114V113H52V112H51V111H50V112H47V111H46ZM80 113H81V112H80ZM87 113H88V112H87ZM150 113H152V112H150ZM206 113H207V112H206ZM208 113H209V112H208ZM212 113H213V111H212ZM240 113H241V112H240ZM2 114H3V113H2ZM17 114H16L14 117H16ZM53 114H52V116H53ZM84 114H85V113H84ZM84 114H83V115H84ZM92 114H93V113H92ZM124 114H125V113H124ZM185 114H186V113H185ZM236 114H237V113H236ZM246 114H247V113H246ZM248 114L251 116V113H248ZM248 114H247V115H248ZM20 115H21V113H20ZM32 115H33V114H32ZM35 115H36V114H35ZM54 115H55V114H54ZM78 115H79V113H78ZM83 115H82V116H83ZM85 115H87V114H85ZM85 115H84V116H85ZM103 115H104V114H103ZM114 115H115V114H114ZM142 115H143V114H142ZM157 115H158V114H157ZM240 115H241V114H240ZM249 115H248V116H249ZM4 116H5V115H4ZM11 116H12V115H11ZM18 116H19V115H18ZM18 116H17V117H18ZM21 116L24 117V114H22ZM48 116H49V115H48ZM55 116H56V115H55ZM55 116H53V117H55ZM88 116H89V115H88ZM88 116H87V118H86V117H85V118L83 117V118L87 120V119H89ZM106 116H107V115H106ZM108 116H109V115H108ZM135 116H137V115L135 114ZM147 116H148V114H147ZM210 116H211V114H210ZM233 116H234V115H233ZM237 116H238V118H239V115H237ZM8 117H9V116H8ZM23 117H21V118L24 119ZM26 117H25V118H26ZM34 117H35V116H34ZM34 117H33V119H34ZM36 117H37V115H36ZM39 117H40V116H39ZM66 117H67V116H66ZM68 117H69V115H68ZM75 117H76V116H75ZM79 117H80V115H79ZM79 117H78V118H79ZM89 117H90V116H89ZM93 117H95V116H93ZM123 117H126V119H127L126 114H125ZM128 117H134V115H133V116H130V115H129ZM138 117H140V116H138ZM138 117H137V118H138ZM152 117H153V116H152ZM175 117H176V116H175ZM183 117H184V116H183ZM234 117H235V116H234ZM240 117H241V116H240ZM243 117H245V114H244ZM243 117H242V118H243ZM6 118H7V117H6ZM19 118H20V117H19ZM46 118H47V117H46ZM50 118H51V117H50ZM73 118H74V117H73ZM101 118H102V116H101ZM118 118H121V117H118ZM153 118H154V117H153ZM153 118H152V121H153ZM227 118H228V117H227ZM235 118H236V117H235ZM12 119H13V118H12ZM16 119H17V118H16ZM29 119H30V117H29ZM36 119H37V118H35L34 120H36ZM79 119H80V118H79ZM90 119H91V118H90ZM121 119H123V118H121ZM215 119H216V118H215ZM229 119L231 120V118H229ZM233 119H234V118H233ZM239 119H240V118H239ZM17 120H18V119H17ZM27 120H28V118H27ZM31 120H32V119H31ZM34 120H32V122H33ZM76 120H77V119H76ZM76 120L73 121V124H74V125H76V122H78V121H76ZM86 120H85V121H86ZM111 120H112V119H111ZM111 120H110V121H111ZM117 120H119V119H117ZM138 120H139V119H138ZM149 120H150V119H149ZM230 120H229V121H230ZM245 120H247V119L245 118ZM11 121H15V120H11ZM80 121H81V120H80ZM106 121H107V120H106ZM126 121H127V120H126ZM128 121H129V119H128ZM218 121H219V120H218ZM241 121H242V120H241ZM7 122H8V121H7ZM16 122H17V121H16ZM19 122H20V121H19ZM21 122H23V121H21ZM26 122H27V121H26ZM29 122H30V121H29ZM74 122H75V123H74ZM83 122H84V121H83ZM96 122H97V121H96ZM112 122H113V121H112ZM157 122H158V120H157ZM157 122H156V123H157ZM201 122H202V121H201ZM206 122H207V121H206ZM5 123H6V122H5ZM57 123H58V122H57ZM81 123H82V122H80V123H78V124L81 125ZM89 123H90V122H89ZM102 123H103V122H102ZM204 123H205V122H204ZM230 123H231V122H230ZM247 123H248V122H247ZM0 124H2V123H0ZM11 124H12V123H11ZM21 124H22V123H21ZM23 124H24V123H23ZM23 124H22V125H23ZM35 124H36V123H35ZM35 124H33V126H34ZM73 124L71 123L72 126H73ZM82 124H83V123H82ZM93 124H94V123H93ZM93 124H92V125H93ZM108 124H109V121H108ZM111 124H112V123H111ZM157 124H158V123H157ZM225 124H226V123H225ZM227 124H228V122H227ZM227 124H226V125H227ZM241 124H242V122H241ZM2 125H3V124H2ZM2 125H0V126L2 127ZM9 125H10V124H9ZM13 125H14V124H13ZM19 125H20V124H19ZM19 125H17V126H19ZM22 125H20V126H22ZM25 125H26V124H25ZM28 125H29V124H27L26 126H28ZM61 125H62V124H61ZM80 125H79V126H80ZM89 125H90V124H89ZM132 125H133V124H132ZM137 125H138V124H137ZM226 125H225V127H226ZM20 126H19V127H20ZM29 126H30V125H29ZM29 126H28L27 128H32V125H31V127H29ZM45 126H46V125H45ZM52 126H53V125H52ZM67 126H68V125H67ZM79 126H75V128L77 129V128H79ZM85 126H86V125H85ZM237 126H239V125H237ZM256 126H257V124H256ZM256 126L253 127V128H256ZM1 127H0V128H1ZM11 127H12V126H11ZM11 127H10V128H11ZM19 127H16V128L19 129ZM23 127H24V126H23ZM37 127H38V126H36V128H37ZM40 127H42V126H40ZM43 127H44V126H43ZM53 127H54V126H53ZM68 127H70V126H68ZM73 127H74V126H73ZM86 127H87V126H86ZM121 127H122V126H121ZM121 127H120V128H121ZM232 127H234V126L232 125ZM232 127H231V128H232ZM242 127H243V126H242ZM13 128H14V127H13ZM71 128H72V127H71ZM88 128H89V127H88ZM130 128H132V127H130ZM199 128H201V127H199ZM205 128H206V127H205ZM229 128H230V127H229ZM229 128H228V129H229ZM231 128H230V129H231ZM236 128H238V127H236ZM253 128H252V129L249 128V129L252 130V131H254L255 129L253 130ZM259 128H260V126H259ZM1 129H2V128H1ZM1 129H0V130H1ZM4 129H5V128H4ZM4 129H3V130H4ZM20 129H23L24 132H25V130H26V129L24 130V128H21V127H20ZM39 129H40V128H39ZM39 129H38V131H36V132H40ZM41 129H42V128H41ZM66 129H68V128H66ZM72 129H73V128H72ZM79 129H80V128H79ZM132 129H133V128H132ZM134 129H135V128H134ZM161 129H163V127H162ZM226 129H227V128H226ZM233 129H234V128H233ZM257 129H258V128H257ZM262 129H264V128H262ZM262 129H261V132H262ZM3 130H2V131H3ZM13 130H15V129H13ZM35 130H37V129H35ZM50 130H51V129H50ZM50 130H49V131H50ZM57 130H58V128H57ZM57 130L55 131V129H54L53 132H54V131L57 132ZM68 130H69V129H68ZM77 130H78V129H77ZM116 130H117V129H116ZM127 130H128V129H127ZM135 130L138 131L139 129H138V130L135 129ZM135 130H134V131H135ZM163 130H164V129H163ZM234 130H235V129H234ZM234 130H233V131H234ZM239 130H240V129H239ZM5 131H7V130H5ZM16 131H17V129H16ZM21 131H22V130H21ZM26 131H27V130H26ZM29 131H30V129H29ZM33 131H34V128H33ZM44 131H45V130H44ZM44 131H42V133H43ZM61 131H62V130L59 128V131H58V132H59V134H60V137H63L62 134L64 133V130L62 131V133H61ZM66 131H67V130H66ZM71 131H72V130H71ZM134 131L130 132V130H129L130 133H133ZM155 131H156V130H155ZM202 131H203V130H202ZM233 131H232V132H233ZM236 131H238V130L236 129ZM256 131H257V130H256ZM256 131H255V132H256ZM258 131H259V130H258ZM9 132H10V131H9ZM11 132H12V130H11ZM27 132H28V131H27ZM36 132L34 131V133H36ZM55 132H54V133H55ZM58 132H57V134H58ZM73 132H74V131H73ZM75 132H76V131H75ZM122 132H123V131H122ZM163 132H164V131H163ZM165 132H166V131H165ZM209 132H210V131H209ZM214 132H215V131H214ZM232 132H231V134H232ZM255 132H254V133H255ZM0 133H1V132H0ZM2 133H3V132H2ZM13 133H14V132H13ZM20 133H21V132H20ZM25 133H26V132H25ZM25 133H24V134H25ZM31 133H32V132H31ZM54 133L52 134V136L54 135V137H55V134H54ZM76 133L79 134L80 132H79V133L76 132ZM76 133H75V135H76ZM94 133H95V132H94ZM120 133H121V132H120ZM139 133H140V132H139ZM143 133H144V132H143ZM151 133H152V132H151ZM159 133H160V132H159ZM166 133H167V132H166ZM218 133H219V132H217V135H218ZM221 133H223V132H221ZM229 133H230V132H229ZM254 133H253V134H254ZM256 133H257V132H256ZM256 133H255V134H256ZM258 133H259V132H258ZM7 134H8V133H7ZM22 134H23V133H22ZM22 134H21V135H22ZM70 134H71V133H70ZM116 134H117V133H116ZM121 134H122V133H121ZM200 134H201V133H200ZM236 134H237V133H236ZM261 134H262V133H261ZM261 134H260V135H261ZM0 135H2V134H0ZM5 135H6V133H5ZM8 135H9V134H8ZM8 135H6V136H8ZM16 135H17V134H16ZM16 135H15V136H16ZM25 135H27V134H25ZM31 135H32V134H31ZM38 135H39V134H38ZM75 135H74V139H75ZM85 135H86V134H85ZM128 135H129V134H128ZM143 135H144V134H143ZM143 135H141V138H142ZM205 135H206V134H205ZM211 135H212V134H210V136H211ZM217 135H216V136H217ZM229 135H230V134H229ZM233 135H235V132H234ZM256 135H257V134H256ZM10 136H11V135H10ZM18 136H19V135H18ZM32 136H33V135H32ZM40 136H41V134H40ZM46 136H47V135H46ZM57 136H58V135H57ZM76 136L78 137L79 135H76ZM108 136H109V135H108ZM118 136H119V135H118ZM122 136H123V135H122ZM122 136H121V137H122ZM146 136H147V135H146ZM156 136H157V135H156ZM231 136H232V135H231ZM231 136H229V138H230ZM235 136H236V135H235ZM253 136H254V135H253ZM20 137H21V136H20ZM20 137H19V138H20ZM25 137H26V136H25ZM27 137H28V136H27ZM33 137H35V136H33ZM44 137H45V136H44ZM47 137H48V136H47ZM49 137H50V136H49ZM65 137H66V135H65ZM65 137H63L62 139H65ZM67 137H68V136H67ZM70 137H71V136H70ZM72 137H73V136H72ZM77 137H76V138H77ZM96 137H98V136H96ZM136 137H137V136H136ZM136 137H135V138H136ZM160 137H161V136H160ZM225 137H226V136H225ZM225 137H224V139H225ZM233 137H234V136H233ZM261 137H262V136H261ZM6 138H7V137H6ZM35 138H36V137H35ZM41 138H43V137H39L38 139H41ZM45 138H46V137H45ZM45 138H43V139H45ZM52 138H53V137H52ZM79 138H80V136H79ZM105 138H107V137H105ZM118 138H120V137H118ZM125 138H126V137H125ZM203 138H204V137H203ZM256 138H258V137H256ZM259 138H260V137H259ZM10 139H11V138H10ZM10 139H9V140H10ZM32 139H33V138H32ZM46 139H47V138H46ZM46 139H45V140H46ZM58 139H60V138L58 137ZM70 139H71V138H70ZM70 139H69V140H70ZM74 139H73V141H74ZM77 139H78V138H77ZM77 139H75V140L77 141ZM93 139H94V138H93ZM111 139H112V138H111ZM154 139H155V138H154ZM160 139H161V138H160ZM169 139H170V138H169ZM224 139H223V141H224ZM242 139H243V138H242ZM7 140H8V139H7ZM25 140H26V139H25ZM49 140H51V138H50ZM81 140H82V139H81ZM83 140H84V139H83ZM91 140H92V139H91ZM100 140H101V139H100ZM100 140H99V141H100ZM104 140H106V139H104ZM104 140H103V141H104ZM141 140H142V139H140V141H141ZM147 140H148V139H147ZM152 140H153V139H152ZM155 140H156V139H155ZM218 140H220V137H219ZM227 140H228V139H227ZM256 140H257V139H256ZM260 140H261V139H260ZM10 141H11V140H10ZM10 141H8L7 144H9ZM37 141H38V140H37ZM39 141H40V140H39ZM47 141H48V139H47L45 142H47ZM52 141H53V140H52ZM52 141H50V142H52ZM63 141L66 142L67 139H66V140H63ZM71 141H72V139H71ZM87 141H88V140H87ZM103 141L101 140L102 143H103ZM109 141H110V140H109ZM131 141H132V140H130L129 142H131ZM140 141H139V142H140ZM161 141H162V140H161ZM197 141H198V140H197ZM257 141H258V140H257ZM5 142H6V141H5ZM5 142H4V143H5ZM28 142H29V140H28ZM35 142H36V141H35ZM43 142H44V141H43ZM81 142H82V141H81ZM81 142H80V144H79V143H78V144L81 145V144L84 143V142H83V143H81ZM89 142H91V141H89ZM101 142H100V143H101ZM104 142H106V141H104ZM111 142H112V141H111ZM120 142H121V141H120ZM120 142H119V143H120ZM122 142H123V141H122ZM126 142H127V141H126ZM139 142H138V143H139ZM150 142H151V141H150ZM150 142L148 141V143H150ZM170 142H172V141H170ZM202 142H203V141H202ZM202 142H201V143H202ZM227 142H229V140H228ZM235 142H236V141H235ZM242 142H243V141H242ZM262 142H264V141L262 140ZM24 143H25V142H24ZM24 143H23V146L26 145V143H25V144H24ZM38 143H39V142H38ZM38 143H37V144H38ZM41 143H42V142H41ZM52 143H53V142H52ZM59 143H60V142H59ZM68 143H69V141H68ZM71 143H72V142H71ZM85 143H86V142H85ZM91 143H92V144H95V143L97 144L96 141H93V142H91ZM115 143H116V142L114 141V145H115ZM145 143H146V142H145ZM156 143H157V142H156ZM236 143H238V142H236ZM255 143H256V142H255ZM11 144H12V143H11ZM16 144H17V143H16ZM39 144H40V143H39ZM54 144H56V141H54ZM63 144H64V143H63ZM65 144H67V142H66ZM65 144H64V145H65ZM74 144H75V143L73 142V145H74ZM76 144H77V143H76ZM89 144H90V143H89ZM98 144H99V142H98ZM105 144L108 145L107 143H105ZM105 144H104V145H105ZM120 144H121V143H120ZM131 144H132V143H131ZM131 144H130V145H131ZM153 144H155V143H153ZM161 144H162V143H161ZM164 144H165V143H164ZM259 144H260V143H259ZM42 145H43L44 147L47 146V145H45V144H42ZM42 145H41V148L43 147ZM59 145H61V144H59ZM79 145H78V146H79ZM84 145H85V144H84ZM84 145H83V146H84ZM100 145H103V144H100ZM111 145H112V144H111ZM111 145H110V146H111ZM114 145H113V147H114ZM117 145H118V144H117ZM148 145H149V144H148ZM157 145H158V144H157ZM180 145H181V144H180ZM213 145H214V144H213ZM246 145H247V143H246ZM253 145H254V144H253ZM0 146H1V145H0ZM3 146H4V145H3ZM13 146H14V145H12V147H13ZM26 146H27V145H26ZM29 146H30V143H29V145L27 146V150H28V148H30ZM33 146H34V144H33ZM36 146H37V145H36ZM53 146H54V145H53ZM68 146H69V144H68ZM83 146H82V147L79 146V148H83ZM93 146H94V145H93ZM93 146H91V147H93ZM139 146H140V145H139ZM153 146H154V145H153ZM200 146H201V145H200ZM242 146H243V145H242ZM259 146H260V145H259ZM259 146H258V148H262V150H263V147H261V146L259 147ZM263 146H264V145H263ZM5 147L7 148L6 150H8V145H7V146H4V147H3V150H4ZM10 147H11V146H10ZM16 147H18V145H16ZM44 147H43V148H44ZM76 147H77V146H76ZM89 147H90V146H89ZM105 147H106V146H105ZM105 147H104V148H105ZM116 147H117V146H116ZM142 147H143V146H142ZM187 147H188V146H187ZM187 147H186V148H187ZM201 147H202V146H201ZM223 147H224V146H223ZM23 148H24V147H23ZM23 148H22V150H23ZM36 148H38V146H37ZM41 148H40V149H41ZM43 148H42V151L45 150V149H46V151H47L48 146H47V148H45V149H43ZM56 148H57V147H56ZM95 148H97V146H96ZM104 148H103V149H104ZM107 148H108V146L106 147V149H107ZM118 148L120 149V147H118ZM121 148H122V147H121ZM132 148H133V147H132ZM134 148H135V147H134ZM138 148L140 149V147H138ZM138 148H137V149H138ZM148 148H149V147H148ZM153 148H155V147H153ZM156 148H157V147H156ZM162 148L164 149L165 147H162ZM162 148L160 147V150H161ZM166 148H167V147H166ZM186 148H185V149H186ZM227 148H228V147H227ZM252 148H253V147H252ZM1 149H2V146H1ZM9 149H10V148H9ZM13 149H14V148H13ZM15 149H16V148H15ZM51 149H52V148H51ZM53 149H54V148H53ZM85 149H86V147H85ZM90 149H91V148H90ZM93 149H94V148H93ZM126 149H127V148H126ZM135 149H136V148H135ZM135 149H134V151H135ZM137 149H136V151H139V150H137ZM144 149H145V148L142 149V150H143L142 152H144ZM157 149H158V148H157ZM176 149L178 150V147H177ZM176 149H175V150H176ZM179 149H180V148H179ZM193 149H194V148H193ZM207 149H209V148H207ZM210 149H212V148L210 147ZM255 149H257V148H256V145H255ZM6 150H4V151H6ZM16 150H17V149H16ZM16 150H14V151H16ZM18 150H19V148H18ZM18 150H17V151H18ZM22 150H20V151H22ZM27 150H25V151H27ZM29 150H30V153H31V151H33V149H31V148H30ZM35 150H37V154H36V152H35L34 155H35V154H36V155H39L40 153L38 154V152H40V151H38V149H35ZM66 150H67V148H66ZM81 150H82V149H81ZM99 150H100V149H99ZM124 150H125V149H124ZM132 150H133V149H132ZM140 150H141V149H140ZM149 150H150V149H149ZM151 150H152V149H151ZM151 150H150V152H151ZM175 150H174V151H175ZM186 150H187V149H186ZM186 150H185V151H186ZM231 150H232V149H231ZM9 151H10V150H9ZM9 151H8V152H9ZM51 151H52V150H51ZM72 151H73V150H72ZM83 151H84V150H83ZM88 151H89V149H88ZM100 151L102 152V149H101ZM104 151H106V150H104ZM107 151H108V150H107ZM116 151H117V150H116ZM121 151H122V150H121ZM126 151H127V150H126ZM146 151H147V150H146ZM156 151L158 152V150H156ZM170 151H171V150H170ZM190 151H191V150H190ZM190 151H189V153L191 154ZM204 151H205V150L203 149V151H202L201 153H203ZM206 151H208V150H206ZM212 151H213V150H212ZM235 151H236V150H235ZM252 151H253V150H252ZM252 151H251V152H252ZM256 151H257V150H256ZM256 151H254V153H255ZM1 152H2V150H1ZM33 152H34V151H33ZM44 152H45V151H43V153H44ZM85 152H86V151H85ZM91 152H92V150H91ZM93 152H95V150H94ZM117 152H118V151H117ZM123 152H125V151H123ZM163 152H164V151H163ZM178 152H181V149H180ZM178 152H177V153H178ZM245 152H248V151H245ZM261 152H262V151H261ZM11 153H12V155H13V152H11ZM11 153L9 152L8 154L11 155ZM24 153H25V152H24ZM27 153L29 154V152H28V151L26 152V155L28 156ZM41 153H42V152H41ZM43 153H42V154H43ZM88 153L91 155L90 152H88ZM106 153H107V152H106ZM140 153H141V152H140ZM140 153H139V155H140ZM144 153H145V152H144ZM168 153H169V152H168ZM173 153H174V152H173ZM177 153H176V155H177ZM182 153H183V152H182ZM189 153H186L187 156H188ZM254 153H253V154H254ZM256 153H257V152H256ZM262 153H263V152H262ZM5 154H7V153H5ZM18 154H19V155H20V154H23V152L18 153ZM31 154H33V153H31ZM42 154H40V155H42ZM83 154H84V153H83ZM86 154H87V153H86ZM93 154H95V153H93ZM93 154H92V155H93ZM104 154H105V153H104ZM114 154H117V153H116L115 151H111V152H109V156H110V157H111L112 155H114ZM118 154H120L119 156L122 157V154H121L120 150H119ZM124 154H125V153H124ZM156 154H158V153H156ZM169 154H171V153H169ZM204 154H205V152H204ZM247 154H250V153H247ZM247 154H246V157H248ZM258 154H259V153H258ZM260 154H261V153H260ZM260 154H259V155H260ZM2 155H3V154H1L0 156H2ZM12 155H11V156H12ZM16 155H17V153H16ZM16 155H15V157H16ZM84 155H85V154H84ZM90 155H89V157H90ZM130 155L132 156V154H130ZM136 155H137V154H136ZM136 155H133V156L136 157ZM143 155H144L145 157H147V156H146L147 154H143ZM150 155H151V154H150ZM167 155H168V154H167ZM172 155H173V154H172ZM212 155H213V154H212ZM221 155H222V154H221ZM250 155H251V154H250ZM255 155H256V154H255ZM4 156H6V155H4ZM7 156H8V155H7ZM21 156H22V155H21ZM94 156H95V155H94ZM123 156H124V155H123ZM126 156H128V154H127ZM156 156H157V155H156ZM164 156H166V154H165ZM181 156H183V155L181 154ZM189 156H190V155H189ZM189 156H188L187 158H189ZM261 156L264 157L263 154H262ZM17 157H18V156H17ZM17 157H16V158H13L12 161H16V160L18 161V158H17ZM67 157L69 158V156H67ZM79 157H80V156H79ZM107 157H108V155H107ZM120 157H119V158H120ZM173 157H174V156H173ZM185 157H186L185 155H184V158L181 157L182 160H183V159L186 160L187 158H185ZM218 157H219V156H218ZM218 157H217V158H218ZM242 157H244V156L242 155ZM250 157L253 158V155L250 156ZM258 157H259V156H258ZM3 158H5V157H2V159H3ZM24 158H27V157L24 156ZM62 158H63V157H62ZM64 158L66 159V157H64ZM92 158H94V157H92ZM102 158H103V157H102ZM105 158H106V157H105ZM119 158L116 157V159H115V158L113 157V161H114V162H112L111 164H108V165H107V164H102V166H100V165L97 164V163H93L92 165H90V167L86 168L87 172H89V173H87V174L89 175V176H87V177H90V178H88L89 182H86L87 180H86V181H81L82 179H84V180L87 179L86 176H85V174H84L85 178H82V179L80 180L81 182L77 180V183H78L79 185H77V184H76V185H77L78 187H80V184L89 183V184L91 185V189H93V190L97 189V190H95V191H98V190L100 189V190L102 191V193H105V194H111L110 192H114V191H118V192H119V191L121 190V188H122V187H125V186H126V187H131V188L134 187V189L136 188L135 186H138V184H137L136 182H134V181L132 182V180H131V183H130V182L128 181V179H129V178H128V175L131 176V172H132L134 178L137 177V176H139V175H140L141 177H144V176H147V177H148L149 174L151 173V169H152V168H151V166H148V165L150 164V162H153L154 160H153V161H150L149 164L146 165V163L143 162V160H145V159L143 158V156H142V155H141V156H137L136 158H133V159L136 160V162L133 161L134 164H135V166H136V168H135V166H131V165H133V163H131L130 160H129V162H128L127 164H124V163H122L121 160H125V157H124L123 159H119ZM126 158H128V157H126ZM141 158H143V160H142ZM176 158H177V157H176ZM176 158H174L173 160H175ZM213 158H214V157H213ZM256 158H257V156H256ZM21 159H22V158H21ZM32 159H34V158L32 157ZM32 159H31V160H32ZM37 159H38V158H37ZM41 159H42V158H41ZM41 159H40V161H41ZM59 159H60V158H59ZM76 159H77V158H76ZM78 159H80V158H78ZM96 159H97V158H96ZM109 159L112 160V157L109 158ZM109 159H108V160H109ZM179 159H180V158H179ZM192 159H194V158L192 157ZM211 159H212V158H211ZM211 159H210V160H211ZM228 159H230V158H228ZM239 159H240V158H239ZM242 159H243V158H242ZM242 159H241V160H242ZM244 159H245V157H244ZM244 159H243V160H244ZM253 159H254V158H253ZM259 159H260V158H259ZM3 160H4V159H3ZM19 160H20V159H19ZM23 160H24V159H23ZM42 160H44V159H42ZM62 160H63V159H62ZM92 160H93V159H92ZM101 160H102V159H101ZM101 160H100V161H101ZM103 160H104V159H103ZM105 160H106V159H105ZM105 160H104V161H105ZM108 160H107V161H108ZM146 160H147V159H146ZM182 160H181V161H182ZM205 160H206V159H205ZM243 160H242V162H243ZM245 160H246V159H245ZM263 160H264V159H263ZM1 161H2V160H1ZM1 161H0V162H1ZM4 161H5V160H4ZM4 161H3V163H4ZM17 161H16V163H15V166H16V164H17ZM34 161H35V160H34ZM81 161H82V160H81ZM125 161H126V160H125ZM131 161H132V160H131ZM260 161H261V160H260ZM260 161H259V162H260ZM18 162H19V161H18ZM30 162H31V163H29V162H28V163H29V164H32V161H30ZM67 162L69 163V161H67ZM182 162H183V161H182ZM185 162H186V161H185ZM227 162H228V161H227ZM227 162H226V163H227ZM230 162H231V161H230ZM238 162H239V161H238ZM238 162H237V163H238ZM248 162H249V161H248ZM257 162H258V160H257ZM8 163H10V162H8ZM13 163H14V162H13ZM13 163L11 162V167H12V168H13V166H14V165L12 166ZM20 163H21V162H20ZM20 163H19V164H20ZM23 163H24V161H23ZM23 163H22V164H23ZM28 163H27V165H28ZM46 163H47V162H46ZM62 163H63V161H62ZM125 163H126V162H125ZM129 163H131V165H130ZM154 163H156V162H154ZM191 163H193V162H191ZM215 163H216V161H215ZM217 163H218V162H217ZM6 164H7V163H6ZM6 164H5L4 166L7 167ZM33 164H34V163H33ZM36 164H37V163H36ZM41 164H42V163H41ZM60 164H61V163H60ZM63 164H64V163H63ZM66 164H67V163H66ZM83 164H84V163H83ZM87 164H88V162H87ZM90 164H91V163H90ZM122 164H124L123 167L121 166ZM171 164H172V163H171ZM258 164H259V163H258ZM258 164H257V165H258ZM20 165H21V164H20ZM64 165H65V164H64ZM75 165H76V163H75ZM145 165H146V167H145ZM150 165H151V164H150ZM158 165H159V164H158ZM193 165H194V164H193ZM207 165H208V164H207ZM215 165H216V164H215ZM218 165H220V164H218ZM230 165H231V164H230ZM237 165L239 166V163H238ZM242 165H244V164H242ZM0 166L2 167L3 165H1V163H0ZM8 166H9V165H8ZM15 166H14V168L17 169L18 167H15ZM18 166H19V165H18ZM22 166L26 167V166H25V163H24ZM31 166H32V165H31ZM34 166H35V164H34ZM37 166H39V165H37ZM47 166H48V165H47ZM71 166H72V165H71ZM76 166H77V165H76ZM152 166H153V165H152ZM156 166H157V165H156ZM159 166H160V168H161L162 165L160 164ZM159 166H158V167H159ZM168 166H169V165H168ZM224 166H225V165H224ZM224 166H223V167H224ZM234 166H235V165H233V167H234ZM250 166H251V165H250ZM262 166H263V165H262ZM262 166H260V167H262ZM20 167H21V166H20ZM41 167H42V166H41ZM54 167H55V166H54ZM58 167H59V163H58ZM74 167H75V166H74ZM80 167H81V166H80ZM115 167L117 168V170L115 169ZM225 167H226V166H225ZM225 167H224V169H225ZM242 167H243V166H242ZM247 167H248V166H247ZM254 167H256V166H254ZM254 167H253V168H254ZM258 167H259V165H258ZM263 167H264V166H263ZM2 168H3V167H2ZM4 168H5V167H4ZM4 168H3L2 170H4ZM14 168H13V169H14ZM32 168H34V167H32ZM51 168H52V167H51ZM65 168H66V167H65ZM68 168H69V167H68ZM98 168H100L102 171L104 170L103 173H104V172H105V173H106V172L109 173V175L107 174L108 177H107L105 180H103V181H101L100 179H95L94 177H92V174H93L92 171H94L95 169H98ZM170 168H171V167H170ZM206 168H207V166H206ZM219 168L221 169V167H219ZM219 168H218V169H219ZM227 168H228V167H227ZM227 168H226V170L230 171L229 168H228V169H227ZM6 169L8 170V173H9L10 170H9L8 168H5V170H6ZM27 169H28V168H27ZM60 169H62V167H60ZM63 169H64V168H63ZM70 169H71V168H70ZM72 169H73V168H72ZM72 169H71V171H72ZM81 169H82V168H80V170H81ZM83 169H84V167H83ZM154 169H155V168H154ZM190 169H191V168H190ZM192 169H193V168H192ZM192 169H191V171H194L195 168H194L193 170H192ZM202 169H203V168H202ZM215 169H216V168H215ZM220 169H219V170H220ZM235 169H236V168H235ZM243 169H244V167H243ZM246 169H247V168H246ZM246 169H244V170H246ZM259 169H260V168H259ZM7 170L4 171V172L7 173ZM14 170H15V169H14ZM34 170H36V168H35ZM37 170H38V169H37ZM37 170H36V173H37ZM40 170H41V169H40ZM40 170H39V171H40ZM42 170H43V169H42ZM48 170H49V169H48ZM64 170H65V169H64ZM74 170H75V168H74ZM74 170H73V171H74ZM78 170H79V169H78ZM98 170H99V169H98ZM163 170H164V169H163ZM163 170H160V171H162V174L165 172V170H164V172H163ZM168 170H169V169H168ZM173 170H174V169H173ZM177 170H178V169H177ZM233 170H234V169H233ZM239 170H240V169H239ZM248 170H249V169H248ZM252 170H253V169H252ZM254 170H255V169H254ZM15 171H16V170H15ZM15 171H13L12 173H15ZM18 171H20V170H18ZM39 171H38V172H39ZM69 171H70V170H69ZM160 171H158V172H160ZM166 171H167V170H166ZM175 171H176V170H175ZM207 171H208V170H207ZM210 171H211V168H210ZM228 171H227V173H228ZM241 171H242V170H241ZM256 171H257V170H256ZM261 171H262V170H261ZM0 172H1V171H0ZM30 172H31V171H30ZM42 172H43V171H42ZM83 172H84V171H83ZM91 172H92V173H91ZM97 172H99V171H97ZM155 172H156V171H155ZM195 172H196V171H195ZM214 172H217V170H216V171L214 170ZM231 172H233V171L231 170ZM231 172H229V173H231ZM243 172H244V171H243ZM243 172H242V174L244 175ZM250 172H251V170H250ZM257 172H258V171H257ZM8 173H7V174H8ZM10 173H11V172H10ZM10 173H9V174H10ZM12 173H11V174H12ZM21 173H22V171H21ZM31 173L33 174V172H31ZM36 173H35V174H36ZM56 173H57V172H56ZM75 173H76V172H75ZM78 173H79V172H78ZM81 173H82V172H80V174H81ZM84 173H86V172H84ZM90 173H91V176H90ZM103 173H100V174H103ZM168 173H170V172H168ZM172 173H173V172H172ZM172 173H171L170 175H172ZM189 173H190V172H189ZM191 173H193V172H191ZM210 173H211V172H210ZM212 173H213V172H212ZM237 173L239 174V171H238ZM247 173H249V171H247ZM251 173H254V171L251 172ZM259 173H262V172H259ZM3 174H4V173H3ZM27 174H28V173H27ZM37 174H38V175H36V176L39 177V173H37ZM40 174H41V173H40ZM54 174H55V172H54ZM69 174H71V172H70ZM69 174H68V175H69ZM72 174H74V173H72ZM87 174H86V175H87ZM165 174H166V172H165ZM186 174H187V173H186ZM206 174H208V173H206ZM238 174H237V175H238ZM242 174H241V176H243ZM256 174H257V173H256ZM13 175H14V174H13ZM22 175H24V174L22 173ZM56 175H57V174H56ZM60 175H61V174H60ZM94 175H96V172L94 173ZM103 175H104V174H103ZM177 175H178V174H177ZM191 175H192V174H191ZM209 175H211V174H209ZM209 175H208V176H209ZM237 175H236V176H237ZM248 175H249V174H248ZM258 175H260V174H258ZM262 175H263V174H262ZM6 176L10 177L9 175H6ZM17 176H19V174H18ZM20 176H21V175H20ZM29 176H30V175H29ZM32 176H33V175H32ZM32 176H31V178H32ZM77 176H79V174H78ZM82 176H83V175H81V177H82ZM105 176H106V175H105ZM105 176H104V177H105ZM151 176H152V175H151ZM151 176H150V177H151ZM153 176H154V175H153ZM158 176H160V179H161V177H162L161 174H160V175L158 174ZM166 176H168V175H165V177H166ZM180 176H181V174H180ZM201 176H202V175H201ZM236 176H235V177H236ZM238 176H239V175H238ZM238 176H237V178H238ZM1 177H2V176H1ZM3 177H5V175H4ZM8 177H7V178H8ZM12 177H14V176H12ZM15 177H16V176H15ZM40 177H41V175H40ZM40 177H39V178H40ZM67 177H68V176H67ZM72 177H73V176H72ZM72 177H69V178H71V179L68 178L67 180H68V181H72V180H73ZM97 177H99V176L97 175ZM100 177H101V176H100ZM131 177H132V176H131ZM165 177H163V179H164ZM171 177H172V176H171ZM229 177H230V176H229ZM243 177H244V176H243ZM243 177H242V178H243ZM245 177L247 178L248 176L246 175ZM251 177H253V178H251V179H254V178H255L254 175L251 176ZM260 177H261V176H260ZM18 178H19V177H18ZM18 178H13V179H15V181H16V179H18ZM34 178H36V177H34ZM43 178H44V177H43ZM43 178L41 179V181H43ZM55 178H56V177H55ZM65 178H66V177H65ZM75 178H76V176H75ZM75 178H74V179H75ZM156 178H157V177H156ZM177 178H178V176H177ZM179 178H180V177H179ZM187 178H188V177H187ZM216 178H217V177H216ZM233 178H234V177H233ZM258 178H259V177H258ZM258 178H257V179H258ZM20 179H21V178H20ZM27 179H28V178H27ZM36 179H37V178H36ZM36 179L33 181V183L36 181ZM153 179H154V177H153ZM166 179H167V178H166ZM205 179H206V177H205ZM227 179H228V178H227ZM248 179H249V178H248ZM248 179H247V180H248ZM251 179H250V180H251ZM255 179H256V178H255ZM260 179H261V178H260ZM5 180H7V179H4V180H3L4 182H2V181H1V182L5 184ZM32 180H33V179H32ZM39 180H40V179H39ZM64 180H65V179H64ZM148 180H149V179H148ZM150 180H151V178H150ZM150 180H149V181H150ZM179 180H180V179H179ZM199 180H200V179H199ZM236 180H237V179H236ZM236 180H235V182H236ZM261 180L264 181V180H263V177H262ZM11 181H12V180H11ZM11 181H10V182H11ZM41 181H39V183H40ZM50 181H51V183H52V180H50ZM61 181H62V180H61ZM68 181H67V184H68ZM73 181H74V180H73ZM149 181H148V182H149ZM155 181H156V180H155ZM173 181H174V180H173ZM248 181H249V180H248ZM255 181H256V180H255ZM255 181L252 180V182H254V183H255ZM259 181H260V180H259ZM7 182H8V180H7ZM7 182H6V183H7ZM10 182H9V184H10ZM17 182H19V181H17ZM21 182H22V181H21ZM26 182H28V181H26ZM36 182H37V181H36ZM44 182H45V181H44ZM46 182L48 183L47 180H46ZM59 182H60V181H59ZM75 182H76V181H74V183H75ZM82 182H85V183H82ZM138 182H139V181H138ZM152 182H153V181H152ZM152 182L148 183V184H149L148 187H151L150 184H151ZM162 182H163V181H162ZM180 182H181V181H180ZM231 182H234V180L231 181ZM231 182H230V183H231ZM240 182H241V181H240ZM246 182H247V181H246ZM252 182H251V183H252ZM19 183H20V182H19ZM29 183H31V182H29ZM37 183H38V182H37ZM41 183H42V182H41ZM41 183H40V184H41ZM51 183H50V184H51ZM57 183H58V182H57ZM57 183H55V184L57 185ZM65 183H66V182H65ZM65 183L63 182V183L61 184V187H60V186H59V187L62 188V185H64ZM74 183H73V184H74ZM154 183H155V182H154ZM154 183H153V185L155 186ZM164 183H165V182H163V184H164ZM238 183H239V182H238ZM0 184H1V183H0ZM4 184H3V185H4ZM15 184H16V182H15ZM22 184H23V182H22ZM25 184H26V183H25ZM25 184H23V185H25ZM73 184H72L71 186L75 188V184H74V186H73ZM156 184H157V183H156ZM211 184H212V183H211ZM242 184H243V183H242ZM242 184L240 183L241 188H242ZM245 184H246V183H245ZM247 184L249 185L248 182H247ZM247 184H246V185H247ZM258 184H259V183H258ZM12 185H13V183L11 184V186H12ZM27 185H28V184H27ZM27 185H26V186H27ZM36 185H37V184H35V190H36ZM58 185H59V184H58ZM68 185L70 186V183H69ZM90 185H89V186H88V185L86 186V184H85V187H86V188L89 187V189H90ZM153 185H152V188L154 189ZM204 185H206V183H205ZM223 185H225V184H223ZM234 185H235V184H234ZM251 185H253V183H252ZM260 185H261V184H260ZM262 185H263V183H262ZM14 186H15V185H14ZM18 186H19V185H18ZM26 186H25V187H26ZM33 186H34V185H32V188H34ZM45 186H48V185L46 184ZM50 186H53V185H50ZM50 186L48 187V188H49L48 190L51 189ZM64 186H65V185H64ZM64 186H63V187H64ZM145 186H146V185H145ZM156 186H158V185H156ZM187 186H189V185H187ZM213 186H214V185H213ZM237 186H238V185H237ZM237 186H235V188H234L235 191H236V189L238 188ZM256 186H257V185H256ZM0 187H1V186H0ZM5 187H6V184H5ZM23 187H24V186H23ZM27 187H28V186H27ZM41 187H44V184H43V186L40 185V188H41ZM65 187L67 188V185H66ZM85 187H83V185L81 186L82 189H83V188L86 189ZM142 187H143V189H145L144 186H142ZM173 187H174V186H173ZM189 187H190V186H189ZM205 187H206V186H205ZM226 187H227V186H226ZM229 187H230V186H229ZM243 187H245V186H243ZM248 187H249V186H248ZM250 187H251V186H250ZM261 187H262V186H261ZM19 188H22V185H21V187H19ZM37 188H38V186H37ZM40 188H38V189H40ZM52 188H53L52 190H56V189H54V186H53ZM74 188H73V189H74ZM146 188H147V187H146ZM161 188H162V187H161ZM201 188H203V187H201ZM201 188H200V189H201ZM221 188H222V187H221ZM232 188H233V186H232ZM232 188H231V189H232ZM241 188H239V189H241ZM259 188H260V186H259ZM262 188H263V189H262ZM262 188H261V189H262V192H264V187H262ZM3 189H4V187H3ZM7 189H8V188H7ZM14 189H16V188H14ZM14 189H13V190H14ZM30 189H31V187H30ZM38 189H37V191H38ZM41 189H42V188H41ZM43 189H44V188H43ZM43 189H42L41 191H43ZM62 189H63V188H62ZM62 189H61V191L63 192ZM91 189H90V191H91ZM132 189H133V188H132ZM136 189H137V188H136ZM136 189H135V190H136ZM156 189H158V188H156ZM156 189H155V190H156ZM162 189H163V188H162ZM200 189L197 190V191L200 192V194H201ZM223 189H224V188H223ZM231 189H230V190H231ZM245 189H246V187H245ZM250 189H251V188H250ZM253 189H254V188H253ZM20 190H22V189H20ZM20 190H19V191H20ZM27 190H28V189H27ZM45 190H47V189L45 188ZM45 190H44V191H45ZM67 190H68V189H67ZM151 190H152V189H151ZM158 190H160V189H158ZM191 190H192V189H191ZM227 190H228V188H227ZM256 190H257V192L259 191V190H258V187H257ZM22 191H23V190H22ZM31 191H33V189H31ZM31 191H30V192H31ZM41 191H40V192H41ZM77 191H78L80 194H82L79 190H77ZM77 191H76L75 193H77ZM101 191H100V192H101ZM121 191H122V190H121ZM126 191H128V190H126ZM130 191H133V190H130ZM156 191H157V190H156ZM203 191H204V189H203ZM203 191H202V192H203ZM223 191H224V190H223ZM223 191H222V193H223ZM232 191H233V190H231L230 192H232ZM240 191H241V190H240ZM253 191H254V190H253ZM260 191H261V190H260ZM0 192H1V191H0ZM4 192H5V191H4ZM6 192H7V191H6ZM8 192L10 193V192H12V191H11V190H10V191L8 190ZM16 192H18L17 189H16ZM24 192H25V191H24ZM24 192H23V193H24ZM26 192H27V191H26ZM26 192H25V193H26ZM38 192H39V191H38ZM45 192H47V191H45ZM51 192H52V191H51ZM64 192H65V190H64ZM67 192H69V190H68ZM72 192H73V190H72ZM92 192H93V191H92ZM191 192H192V191H191ZM227 192H228V191H227ZM250 192H251V191H250ZM9 193H8V194H9ZM13 193H15V192H13ZM13 193H12V194H13ZM18 193H19V192H18ZM25 193H24V195H25ZM41 193H44V192H41ZM41 193H40L39 195H41ZM49 193H50V192H49ZM49 193H46V194H49ZM60 193H61V192H60ZM65 193H66V192H65ZM96 193H97V192H96ZM127 193H128V192H127ZM135 193H136V192H135ZM135 193H134V194H135ZM138 193H139V191H138ZM241 193H242V192H241ZM254 193H255V192H254ZM15 194H16V193H15ZM21 194H22V192H21ZM46 194H45V195H46ZM50 194H51V193H50ZM62 194L64 195V193H62ZM62 194H61V195H62ZM66 194H67V193H66ZM85 194H86V193H85ZM91 194H92V193H90V195H91ZM105 194H104V195H105ZM115 194H116V193H115ZM130 194H131V193H130ZM140 194H141V193H140ZM143 194H144V193H143ZM227 194H228V193H227ZM239 194H240V193H239ZM1 195H2V194H1ZM4 195H5V194H4ZM6 195H7V194H6ZM6 195H5V196H6ZM13 195H14V194H13ZM28 195H29V193H28ZM57 195H58V194H57ZM78 195H79V194H78ZM82 195H83V194H82ZM117 195H118V193H117L115 196H117ZM171 195H172V194H171ZM203 195H204V193H203ZM221 195H222V194H221ZM230 195H231V194H230ZM230 195L228 194V197H229ZM262 195H263V193H262ZM18 196H20V195L18 194ZM47 196H49V195H47ZM70 196H71V195L69 194V197H70ZM79 196H81V195H79ZM105 196H106V195H105ZM105 196H104V197H105ZM110 196H111V195H110ZM110 196H109V197H110ZM120 196H121V197L117 196L116 198H118V199L120 198L121 200H123V196H122V195H120ZM132 196H133V198H131ZM132 196L130 195V196L126 197V196L124 195V202H125V199H126V198L128 199L129 197H130V198H129L130 200H134V201L137 200V201H139L138 203H141V201L143 200L141 197H139L138 199H135V198H134V195H132ZM140 196H141V195H140ZM198 196H199V194H198ZM222 196H223V195H222ZM232 196H234V195H232ZM232 196H230V197L234 199V197H232ZM243 196H245V195H243ZM254 196H256V195H254ZM20 197H21V196H20ZM20 197H17V198H19V201H20ZM31 197H32V196H31ZM35 197H36V196H35ZM44 197H45V196H44ZM59 197H60V196H59ZM59 197H57V202H58L59 200H61L63 196L61 197V199H58ZM66 197H67V196H66ZM69 197H68V199H69L68 202H70L71 200H73V202H74L75 204H76L77 202H79L80 200H81V202H82V201H85V200H82L83 198L81 199V197H80L79 201L75 202V200L73 199V198H74V197H73V194H72V197H73V198H71V197L69 198ZM76 197H77V196H76ZM76 197H75V198H76ZM112 197H113V196H112ZM144 197H145V196H144ZM162 197H163V196H162ZM170 197H171V196H170ZM214 197H215V196H214ZM236 197H238V196H236ZM236 197H235V199H237ZM240 197H241V196H240ZM240 197H239V201H240ZM245 197H246V196H245ZM11 198H12V197H11ZM21 198H23V197H21ZM26 198H27V199H26ZM33 198H34V197H33ZM36 198H37V197H36ZM38 198H41V196L38 197ZM92 198H93V197H92ZM101 198H102V197H101ZM221 198H222V197H221ZM231 198H230V199H231ZM49 199H50V198H49ZM63 199H66V198H63ZM70 199H71V200H70ZM84 199H85V197H84ZM97 199H98V198H97ZM162 199H163V198H162ZM165 199H167V196H166L163 200H165ZM169 199H170V198H169ZM200 199H201V198H200ZM218 199H219V198H218ZM227 199H228V198L225 197L226 202H227ZM241 199H242V198H241ZM256 199H257V198H256ZM25 200H26V201H25ZM25 200H24V202H28V197L25 196ZM40 200H41V199H40ZM42 200H43V199H42ZM42 200H41V203H42ZM46 200H47V198H46ZM86 200H87V199H86ZM102 200H103V199H102ZM155 200H156V199H155ZM158 200H160V198L157 199V201H158ZM221 200H222V199H221ZM261 200H262V199H261ZM13 201H15V199H13L12 202H13ZM19 201L17 200V202H19ZM30 201H31V199H30ZM34 201H35V200H34ZM34 201H33V202H34ZM44 201H45V200H44ZM65 201H66V200H65ZM65 201L62 200V202H65ZM214 201H215V200H214ZM22 202H23V200H21V203H22ZM59 202H60V201H59ZM59 202H58V203H59ZM62 202H61V203H62ZM68 202H67V203H68ZM81 202H79V203H81ZM89 202H90V200L88 199V202H87V203H89ZM106 202H107V200H106ZM124 202H123V203H124ZM130 202H132V201H130ZM154 202H155V201H154ZM154 202H153V204H154ZM158 202H159V201H158ZM19 203H20V202H19ZM19 203H18V204H19ZM21 203H20V204H21ZM31 203H32V201H31ZM39 203H40V202H39ZM39 203H38V205H39ZM61 203H60V204H61ZM74 203L71 202V204H70V203H68V204L71 206V205H74ZM117 203H119V202H117ZM125 203H126V202H125ZM138 203H137V204H138ZM161 203H162V202H161ZM240 203H241V202H240ZM7 204L9 205V203L7 202L5 207H7ZM12 204H13V203H12ZM23 204H24V203H23ZM33 204H34V203H33ZM45 204H46V203H45ZM45 204H43V206H45ZM68 204H66V205H68ZM77 204H78V203H77ZM84 204H85V202H84ZM149 204L153 205L152 203H149ZM228 204H229V203H228ZM228 204H227V205H228ZM262 204L264 205V203H262ZM15 205H16V204H14V208H16ZM27 205H28V204H27ZM27 205H26V207H27ZM29 205H30V203H29ZM48 205H49V204H48ZM50 205H51V204H50ZM54 205H55V204H54ZM56 205H57V203H56ZM66 205H62V206L65 207ZM78 205H80V204H78ZM78 205H77V207H81L82 204H81L80 206H78ZM113 205H114V204H113ZM154 205H155V204H154ZM188 205H189V204H188ZM230 205H231V204H230ZM263 205H262V206H263ZM2 206H3V204H2ZM2 206H0V207H2ZM9 206H10V205H9ZM11 206H12V205H11ZM22 206H23V205H22ZM22 206H21V207H22ZM32 206H33V205H32ZM34 206H35V205H34ZM34 206H33V207H34ZM59 206H60V205L58 204L57 207L59 208ZM70 206H69V207H70ZM82 206H84V205H82ZM118 206H119V205H118ZM118 206H117V207H118ZM184 206H185V205H184ZM204 206H205V205H204ZM208 206H209V205H207V207H208ZM210 206H211V205H210ZM210 206H209V208H211ZM215 206H216V205H215ZM218 206H219V205H218ZM3 207H4V206H3ZM28 207H29V206H28ZM28 207H27V208H28ZM30 207H31V206H30ZM36 207H38V206H36ZM39 207L41 208V206H39ZM45 207H46V206H45ZM47 207H48V206H47ZM51 207H53V204L49 207V209H50ZM60 207H61V206H60ZM63 207H62V209H63ZM122 207H123V206H122ZM122 207H121V208H122ZM154 207H156V206H154ZM18 208H20V207H18ZM18 208H17V209H18ZM22 208H23V207H22ZM34 208H35V207H34ZM54 208H55V207H54ZM67 208H68V206H67ZM71 208H72V207H71ZM71 208H70V209H71ZM115 208H116V207H115ZM152 208H153V207H152ZM177 208H178V206H177ZM261 208H262V207H261ZM3 209H4V208H3ZM24 209H25V208H24ZM28 209H29V208H28ZM31 209H32V208H31ZM60 209H61V208H60ZM62 209H61V211L58 209V211L62 212V211H63ZM64 209H65V208H64ZM70 209H69V210H70ZM74 209H75V208H74ZM84 209H85V208H84ZM110 209H111V208H110ZM118 209H119V208H118ZM157 209H158V207H157ZM157 209H156V210H157ZM181 209H182V208H181ZM230 209H231V208H230ZM38 210H41V209H38ZM43 210L45 211V209H43V207H42V211H43ZM51 210H53V209L51 208ZM51 210H50V211H51ZM55 210H57V209L55 208ZM94 210H97V209H94ZM128 210H129V209H128ZM226 210H227V209H226ZM19 211H20V210H19ZM26 211H27V210L25 209V212H26ZM36 211H37V210H36ZM58 211H57V212H58ZM64 211H65V210H64ZM76 211L78 212L79 210H76ZM85 211H86V210H85ZM111 211H112V210H111ZM111 211H110V212H111ZM146 211H147V210H146ZM152 211H153V210H152ZM4 212H5V214H7L6 211H4ZM21 212H22V211H21ZM31 212H33V211L31 210L30 213H31ZM39 212H40V211H38V213H39ZM45 212H47V211H45ZM45 212H44V213H45ZM48 212H49V211H48ZM48 212H47L46 215H48ZM235 212H236V211H235ZM16 213H17V212H16ZM26 213H27V212H26ZM38 213H37V215H39ZM40 213H41V212H40ZM50 213H52V212H50ZM55 213H56V212H54L53 215H54ZM62 213H63V212H62ZM62 213H60L61 216H62ZM91 213H92V211H91ZM96 213H97V212H96ZM105 213H106V212H105ZM156 213H157V211H156ZM161 213H162V212H161ZM186 213H187V212H186ZM186 213H185V214H186ZM215 213H216V212H215ZM228 213H230V212H228ZM259 213H260V212H259ZM2 214H3V213H2ZM13 214H14V213H13ZM42 214H43V213H42ZM57 214H59V213H57ZM93 214H94V213H92V217L94 216L93 218L96 220V221H94V223H96V224H90V223H92V222H90V220L88 221V222H90L89 224H88L87 222H85V223L87 224V227H88V228H89L90 226H91V228H93L94 235H91V238H90V239H91V240H90L91 243L89 242V240L84 239L85 237H86V238L88 237V236H85L83 239L81 238L82 241H83V244H85V245L83 246V245H80L79 243H78L77 245H78V246L80 245L79 247L84 248V249H86V250L88 249L87 251H89V255H90V257H92L91 254L93 255V253H91V250L94 251V254H95V253H98V252H99V255L104 254V255H102V257H103V261H101L103 264H125V262L127 261L128 257H132V255L135 254V252L140 251L141 249H142V250H143V249H146V248H147L149 245H151L152 243H162V242H165V243H163V244H165V245H169V244L172 243V241H173V242H180V245H181V247H182L183 249L190 250V248H191V251H192L193 249H196V253H197L198 255H199V253L202 254V255H203L204 253H208V254H211V255H212V254H219V253H221L222 250H223V249H222V246H220V245L217 244V243L214 244V241L211 239V237H209V234H210V231H211V230H210V228L208 227L209 224H208L207 220H205L206 218H205L204 220L199 221L198 223H196V221H195L196 224H194V222L190 224V223L187 222V220L183 219L182 217H178V215H175V213H174V214H173V213H169V214L166 213V214H165V215H166L165 218L162 219V220L160 219V217H157V218L155 219L156 215H155V216H152V215L149 214L148 211H147V212H145V211H144V212H143V211H138V212H137V211H134V210H133V211L129 210V211H126L125 213H123V212H122V213L120 212V214H118V212H117L116 214L114 213L112 216H111V215H104L103 213H102V214H101V213H100V214L97 213L96 215H93ZM117 214H118V215H117ZM185 214H184V215H185ZM11 215H12V214H11ZM17 215H18V214H17ZM24 215H25V214H24ZM24 215H23V216H24ZM35 215H36V214H35ZM43 215H44V214H43ZM51 215H52V214H51ZM55 215H56V214H55ZM67 215H68V214H67ZM85 215H86V213H85ZM158 215H159V213H158ZM163 215H164V214H163ZM216 215H217V214H216ZM224 215H225V214H224ZM236 215H237V214H236ZM12 216H13V215H12ZM15 216H16V215H15ZM15 216H14V217H15ZM40 216H41V215H40ZM61 216H60V217H61ZM75 216H76V215H75ZM82 216H83V215H82ZM82 216H80V217H82ZM18 217H20L19 219H21V216H18ZM36 217H37V216H36ZM36 217H35V218H36ZM42 217H43V216H42ZM49 217H50V216H48V218H49ZM52 217H53V216H52ZM52 217H51V219H53ZM54 217H55V216H54ZM90 217H91V216H90ZM183 217H184V216H183ZM0 218H1V217H0ZM3 218H4V217H3ZM3 218H2V219H3ZM15 218H16V217H15ZM23 218H24V217H23ZM37 218H38V217H37ZM46 218H47V217H45V215H44V218H42V220H45ZM48 218H47V219H48ZM58 218H59V216H58ZM86 218H87V217H86ZM88 218H89V216H88ZM88 218H87V220H88ZM227 218H228V217H227ZM232 218H233V217H232ZM12 219H13V218H12ZM90 219H92V218H90ZM5 220H6V219H5ZM5 220H4V221H5ZM8 220H9V219H8ZM14 220H16V219H13L12 221H14ZM23 220H24V219H23ZM27 220H28V219H27ZM39 220H40V219H39ZM39 220H38V221H39ZM49 220H50V219H49ZM49 220H47L46 222H48ZM57 220H58V219H57ZM62 220H63V219L60 218V219L58 220L59 223H61L60 221H62ZM72 220H73V219H72ZM2 221H3V220H2ZM4 221H3V223H4ZM24 221H25V220H24ZM68 221H69V220H68ZM83 221H84V220H83ZM92 221H93V220H92ZM152 221H155L154 224H151ZM156 221H157V222L160 221V222L157 223ZM192 221H193V219H192ZM227 221H228V220H227ZM18 222H19V220H18ZM21 222H22V221H21ZM21 222H20V223H21ZM32 222H33V221H32ZM46 222H45V223H46ZM78 222H79V221H78ZM16 223H17V222H16ZM59 223H58V224H59ZM62 223H63V222H62ZM234 223H235V222H234ZM0 224H2V223H0ZM7 224H8V223L6 222V225H7ZM22 224H23V223H22ZM24 224H25V223H24ZM35 224H37V223H35ZM3 225H4V224H3ZM9 225H10V223H9ZM25 225H26V224H25ZM31 225H33V224H31ZM40 225H41V224H40ZM40 225H39V226H40ZM46 225H47V224H46ZM69 225H70V223H69ZM74 225H75V224H74ZM0 226H2V225H0ZM7 226H8V225H7ZM16 226H18V225H16ZM16 226H15V227H16ZM212 226H213V225H212ZM5 227H6V226H5ZM34 227L36 228L37 225L34 226ZM42 227L44 228V226H42ZM63 227H64V226H63ZM20 228L22 229V227H20ZM25 228H27V227H25ZM39 228H41V226H40ZM43 228H42V229H43ZM59 228H60V227H59ZM67 228H68V227H67ZM88 228H87V230H88ZM73 229H74V227H73ZM7 230H8V229H7ZM38 230H39V229H38ZM38 230H37V231H38ZM44 230H45V229H44ZM81 230H82V229H81ZM90 230H91V229H90ZM213 230H214V229H213ZM18 231H19V230H18ZM20 231H21V233H22V230H20ZM27 231H28V230H27ZM30 231H31V229H30ZM30 231H29L28 233H30ZM62 231H63V230H62ZM77 231H78V230H76V232H77ZM83 231H84V230H83ZM1 232H2V231H1ZM4 232H5V231H4ZM6 232H7V231H6ZM39 233H40V230H39ZM39 233H38V234H39ZM73 233H74V232H73ZM77 233H79V232H77ZM83 233H84V232H83ZM15 234H16V233H15ZM40 234H41V233H40ZM40 234H39V235H40ZM52 234H53V231H52ZM211 234H212V232H211ZM242 234H243V233H242ZM4 235H5V234H4ZM85 235H87L86 232H85ZM27 236H28V235H27ZM27 236H26V237H27ZM29 236H31V235H29ZM74 236H75L74 239H75V238H79L76 234H75ZM76 236H77V237H76ZM89 236H90V235H89ZM237 236H239V235H237ZM9 237H10V236H9ZM26 237H24V239H25ZM43 237H44V236H43ZM46 237H47V236L45 235V238H46ZM48 237H52L51 233H50V236H48ZM239 238H240V237H239ZM21 239H22V238L20 237L19 240H21ZM47 239H48V238H47ZM237 239H238V238H237ZM3 240H4V239H3ZM7 240H8V239H6V241H7ZM15 240H16V239H15ZM19 240H17V242H19ZM30 240H31V239H30ZM57 240H58V239H57ZM84 240H85L86 242L88 241L89 244H88V243H85ZM238 240H239V239H238ZM11 241L13 242V239H12ZM61 241H62V240H61ZM65 241H66V240H65ZM62 242H63V241H62ZM0 243H2L1 240H0ZM19 243L25 245V244L23 243V239H22V241L19 242ZM10 244H11V243H10ZM10 244H9V242H8V243L6 244V247H7V246H10ZM0 245H1V244H0ZM13 245H15V244H13ZM13 245H12V246H13ZM77 245H74V246L76 247ZM1 246H2V245H1ZM37 246H38V245H37ZM2 247H3V246H2ZM23 247H24V246H23ZM26 247H27V244H26ZM63 247H64V246H63ZM75 247L72 246V248H75ZM7 248H8V247H7ZM21 248H22V245H21ZM66 248H67V246H66ZM9 249H10V247H9ZM17 249H18V248H17ZM24 249H25V248H24ZM24 249L22 248V249L20 250V253H23V251H24V253H25V250H26L27 248H26L25 250H24ZM28 249H29V248H28ZM68 249H69V248H68ZM70 249H71V248H70ZM11 250H12V248H11ZM30 250H31V249H30ZM75 250L78 251V247H76ZM95 250H96V251H95ZM15 251H16V249H15ZM15 251H14V252H15ZM21 251H22V252H21ZM67 251H68V250L65 249V253H66V254H68ZM69 251H70V250H69ZM87 251H86V252H87ZM97 251H98V252H97ZM2 252L4 253V251H2ZM37 252H39V251H37ZM72 252H73V251H72ZM8 253H9V252H8ZM20 253H19V256H20V258H21V257L24 255V253H23V255H21ZM101 253H102V254H101ZM4 254H5V253H4ZM17 254H18V253H17ZM85 254H87V253H85ZM85 254H84V255H85ZM5 255H6V254H5ZM9 255H11V252L9 253ZM14 255H15V254H14ZM14 255H11V256L14 257ZM39 255H40V254H39ZM87 255H88V254H87ZM95 255H96V257H97V254H95ZM95 255H94V256H95ZM124 255H125V256H124ZM127 255H128V256H127ZM257 255H258V257L256 258V260L254 259V263H255V264H264V258L262 259V256L264 255V253L261 251V253H260V254H257ZM17 256H18V255H16V257H14V259L12 258V260L15 261V260L19 259V258H17ZM50 256H51V255H50ZM60 256H61V255H60ZM65 256H66V255H65ZM24 257H25V256H24ZM53 257H54V256H53ZM63 257H64V256H63ZM67 257H69V255H68ZM83 257H84V256H83ZM87 257H88V256H87ZM87 257H86V258H87ZM96 257H95L94 259H96ZM211 257H212V256H211ZM247 257H248V256H247ZM247 257H246V258H247ZM16 258H17V259H16ZM72 258H73V257H72ZM240 258H241V257H240ZM0 259H1V256H0ZM2 259H3V257H2ZM5 259H6V257H5ZM5 259H3V261H5ZM47 259H48V258H47ZM61 259H62V258H61ZM65 259H66V258H65ZM80 259H81V258H80ZM94 259H93V260H94ZM7 260H8V259H6V261H7ZM21 260H22V259H21ZM27 260H28V259H27ZM33 260H35V259H33ZM41 260H42V259H41ZM59 260H60V259H59ZM81 260H82V259H81ZM83 260H85V259H83ZM122 260H124V261H123L122 263H120ZM0 261H1V260H0ZM10 261H11V259H10ZM14 261H12L13 263H12V262H10V263H11V264H14V263H15V264H18V263L14 262ZM24 261H25V259H24ZM31 261H32V260H31ZM31 261L28 260L27 262L29 263V262H31ZM43 261H44V260H43ZM60 261H61V260H60ZM86 261H87V260H85V262H86ZM113 261H114V262H113ZM62 262L66 263L65 260L62 261ZM62 262H61V263H62ZM79 262H80V261H79ZM79 262H78V264H79ZM85 262H83V264H85ZM111 262H112V263H111ZM5 263H8V264H9V261H7V262H5ZM24 263H25V262H24ZM28 263H27V264H28ZM32 263H33V262H32ZM52 263H53V261H52ZM86 263H87V262H86ZM248 263H249V262H248ZM0 264H1V263H0ZM2 264H3V263H2ZM19 264H21L20 261H19ZM73 264H74V263H73ZM75 264H76V263H75Z\"/></svg>", "mask_w": 264, "mask_h": 264}]
</instances>
